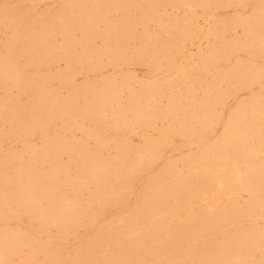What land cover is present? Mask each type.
<instances>
[{
  "label": "rangeland",
  "instance_id": "rangeland-1",
  "mask_svg": "<svg viewBox=\"0 0 264 264\" xmlns=\"http://www.w3.org/2000/svg\"><path fill=\"white\" fill-rule=\"evenodd\" d=\"M92 1H94V3L95 2L96 3L92 4ZM100 1H102V2H100ZM107 1L109 2V4H108ZM122 1L123 0H119V1L106 0V2L104 0H91V1L90 0L89 1L88 0H81V1L76 0V2L74 1L75 2L74 3L73 0L72 1L71 0H44V1L43 0H0V22H1L0 23V55H1V57H0V60H1V62H0L1 63L0 70L2 69V71H0V76L2 78V79L0 78V102H1L0 108L1 107H3V108H5V107L6 108H11L12 105H13V111L14 110L17 111V114H19L18 115L19 118L22 119L21 120L22 124L24 123V126L22 125L23 128L16 129L14 121L9 120L8 118H7V121H6V118L4 116H2L5 113V109H3L4 111L3 110L0 111V123H2V124L4 123L3 125L0 124V130L3 131V133H4L3 134L0 131V138H1L0 139V159H1V161H0V170H1V172L0 173L2 174V176L4 178V180L2 182L0 181V192H1L0 193V206H1L0 207V210H1L0 214L2 215V216L0 215L1 216L0 217V231L3 232V233L0 232V236H1V240H0V246H1L0 247V264H8V263L9 264H66V263L67 264H70V263L74 264L76 259L79 262L78 263L76 261V263H78V264H96V263L97 264H157L158 262H159L158 264H164V263L165 264H191V263L192 264H204V263L205 264H227V263L228 264H252V263L253 264H264V260H263L264 259V247H263L264 246L263 245L264 244V226H263L264 225V186L262 184V183H264V180H263L264 179V175H263L264 174V145H263L264 144V138H263V136H264V134H263L264 133V128L261 127L260 125H257V127L255 125H253L256 128L251 126L250 125V121H251L250 118L251 117L249 118L250 112H251L250 104H252L253 102L254 103L257 102L256 98H258V103H260L259 105L264 104L263 103L264 102V99H263L264 98V90H263L264 89V86H263L264 85V59H263L264 58L263 57V55H264V42H263L264 39H262V38H264V30L262 28V26H264V0H260L259 4H258L259 0H253V1L252 0H245V1L240 0L241 1L240 3L238 2L239 0H230V1L229 0H223V1L222 0H208L206 2H203V0H201V2L199 0H193V2H192V0H187L188 2H190L193 5L191 8H187V7L183 6L182 5V1L183 0H174L175 2L171 1L170 4H169L170 0H168V2H167V0H161L160 5L159 4H158L159 6L156 5L157 7L154 6V3H153L156 0H153V2H151L152 0H149L148 2L146 0H135V1L134 0H129V2L132 1V4L130 3L131 5H133L132 7H131V5H129L128 0H124V3ZM162 1H163L164 5H163ZM210 1H212V4H211ZM214 1H215L216 4L218 2H220L221 4L220 5L217 4V7H215L216 4L214 3V5H213ZM119 2L122 4V5L120 4L121 5L120 7H119ZM135 2H136V4H135ZM199 2L200 3L203 2V5L205 6L206 10L203 9V5L202 4L200 5ZM223 2H224V4H223ZM78 3H79V5L77 6ZM80 3H81V5H80ZM176 3H177V5H176ZM225 3H226V5H225ZM244 3H245V6H244ZM63 4H65L66 6L69 5L68 8H66V6L64 7ZM134 4H135V6H134ZM179 4H181V5H179ZM84 5H86V7ZM98 5H99V7H98ZM206 5H207L208 8L206 7ZM208 5H210V6H208ZM82 6L85 7V8L83 9ZM170 6H172V7H170ZM235 6H237V7L235 8ZM251 6H252V8H251ZM112 7H114V8H112ZM145 7L146 8L150 7V8L146 9ZM155 7L158 10H156ZM244 7H246V8L244 9ZM61 8H63V9H61ZM78 8L79 9L82 8V10H78ZM93 8L95 10V13H97V11H100L101 15H100V12H99V14H93L94 13ZM142 8H143L144 12H142ZM153 8L155 9V11H154ZM253 8H254V11H253ZM65 9H67V10L70 9V10H72V12H70V10L67 11ZM105 9H106V11H105L106 13L104 11L102 13V10H105ZM137 9H138V11H137ZM145 9L148 12L145 11ZM188 9H189V11L190 10H192V11L188 13ZM207 9H209L210 11L209 10L207 11ZM242 9H244V10H242ZM74 10H77V12L74 11ZM111 10H112V12H111ZM149 10H150V12H149ZM171 10H172V15H170L171 14ZM193 10H194L195 14L192 13ZM260 10L262 11V13H261ZM59 11H60V13H59ZM78 11H80V12H78ZM82 11H84L85 13L83 14ZM119 11H121V12H119ZM125 11L128 14H126V13L124 15L121 14L122 12H125ZM90 12H91V14H90ZM133 12H134V14H133ZM145 12H147V13L145 14ZM253 12H254V17H253ZM69 13L70 14L72 13V20L74 19V22L71 21V15H69ZM191 13L194 14L193 17L191 16ZM62 14H64V15H62ZM65 14H68L69 18ZM92 14H93V17H92ZM102 14L104 16L105 15L107 16L108 14L109 15L107 17H104ZM201 14H202V16H201ZM76 15H77V17H76ZM87 15H88V17H87ZM98 15H100V16H98ZM119 15H121V16H119ZM127 15L130 16V18L127 19V17H126ZM183 15H185V16H183ZM96 16H97V18H96ZM164 16L167 17V21H166V17H164ZM207 16H208V19H207ZM255 16L257 17L256 21H255V18H256ZM258 16L261 18V20H260V18ZM40 17H41V19H40ZM74 17L79 19L78 23H76L77 21H76V18H74ZM141 17H143V18H141ZM181 17L183 19H181ZM184 17L187 19V21L184 20ZM215 17H217V19ZM238 17H240V18H238ZM244 17H246V18H244ZM55 18H56V20H55ZM81 18H84V20L81 19ZM114 18H117V20L114 19ZM133 18L136 19L135 23L133 22V20H134ZM12 19H13L14 22L16 20V22L14 23L12 21ZM44 19L47 21V23H46V21ZM59 19H61L62 22H67L68 23V22L71 21V23L76 24V26L74 27L76 29H74V31H73V27L71 29L72 30L71 31L72 35L70 33V36L66 37L65 35H61L60 33H58L59 30H63L64 29V27L59 26L60 25V20ZM63 19H64V21H63ZM98 19H100V21H102V22L100 23V21ZM106 19H109V20H106ZM164 19H165L166 22L163 21ZM212 19H214L213 20L214 22L212 21ZM218 19H219V21H218ZM242 19H244L245 21L243 20V22H242ZM91 20H92V22H91ZM249 20H251V21H249ZM257 20H260V22H258ZM262 20H263V25H262ZM18 21H20V23ZM80 21H83V25L86 24V25H84V26H86V28L89 25L88 29H90V31H91L90 35L87 34V33H89V30L86 29L82 25V22L80 23ZM107 21H109L108 26L114 25V28H115V25H116L118 27L117 31H116V28H115V31H116L115 34H117V35L120 34V32H118V31L122 30V33L124 31V32H127L131 36V37L129 36V39L126 40L127 42L126 41L125 42H121V40H119L118 43H116L117 46H119V45L121 46L122 45L121 46V48H122V52L121 53L122 54L120 53V55H121V57H123V59L121 57L118 58V59L116 58L115 64H114V62L106 61L107 57L105 55H104V57L101 56V62H96L95 60H93L91 64L89 62H82V63L80 62V64H79V62L77 63V62H73V61H71L72 63L71 62H63V60H61L60 62H59V60L58 61H56V60L54 61L53 60L54 62H52V61L50 62L48 60H44V62H35V63L34 62H28V60L30 58V54H31L30 45H32V40H31V37H29V36L36 35L35 31H37V37L35 39V41H36L35 47L38 44V46L39 45H42L43 47L45 46V49H46V47H47V49H50L51 45L55 46L54 48L61 47V45H62V48H66L67 49V50L61 49L62 53H63L62 57H64V51H67L69 53L71 52L70 54H73V55L76 53V56H80V55L83 54V51L85 53L87 51L88 52L89 51L92 52V50H93V52H95L96 50L98 51L100 46H101V48L99 50H102L106 45L109 46L108 45L109 44V40L111 41V40H113L115 38L114 34H112L113 32L109 36L110 39H108V40H104L100 36V33L102 35L104 25L106 26L107 23H108ZM110 21H111V23H110ZM112 21H113V23H112ZM127 21L130 22V23H127ZM191 21H193V23ZM228 21H230V23ZM232 21H233V23H232ZM94 22L95 23H99V25H98L99 30L96 27L97 25H94L97 29H95L94 26L93 27L91 26V23H94ZM118 22L121 23V24L119 25ZM155 22H157V24ZM159 22L161 23L160 25H159ZM172 22L174 24H172ZM212 22H213V24H212ZM215 22L216 23L220 22V24H216ZM222 22H227V24L224 25V23H222ZM238 22L239 23L242 22V24L239 25ZM245 22H246V24L248 23L249 26H248V24L243 26L245 24ZM49 23L50 24L53 23V24L50 25ZM54 23L57 24V25L55 24L57 26V28L54 25ZM136 23H138V25ZM234 23H235V26H234ZM14 24H15V26H14ZM42 24L44 26H49L50 30H52L53 32L54 31L57 32V33L55 32L56 34H55V36H53L55 39L54 38L51 39V41L54 42V43H52L51 41L45 43L44 42V38H42L44 35H41L39 37L38 34H39V31L43 27ZM145 24H146V26H145ZM167 24H169V26ZM176 24H177V26H176ZM192 24H194V25H192ZM10 25H11V27H10ZM122 25H123V27H122ZM184 25H186L185 26L186 28L184 27ZM188 25H189V27L187 28ZM223 25H224V27H223ZM255 25H257V26H255ZM12 26H13V28H12ZM39 26H40L41 29H39ZM172 26H174V27H172ZM211 26H213L214 30H211V29H213ZM230 26H231V29H232V33H230L231 32V29H229ZM236 26H237V29H236ZM18 27H19V29H18ZM222 27H223L224 31H222L223 30ZM77 28H78V30L79 29L80 30L78 31ZM120 28H121V30H120ZM190 28L192 30V34L189 33L190 31L188 32V30H190ZM206 28H208V29L206 30ZM238 28H240V29H238ZM31 29H32V32H31ZM33 29H35V30H33ZM93 29H95V30H93ZM101 29H102V31H100ZM158 29H159V31H158ZM167 29H168V31H167ZM172 29L173 30L175 29L174 30L175 32L173 31V33L176 34V35L175 36L172 35V38H171V34H173V33H171ZM185 29H187V31ZM243 29L245 31L244 34H243ZM15 30H17V31H15ZM97 30H98V32L94 33V31H97ZM216 30L217 31L219 30L217 35H216V32H217ZM143 31L145 32V34H144ZM148 31H149V35L151 34L150 36L148 35ZM163 31H164V33H163ZM80 32H81V34H80ZM169 32H170V34H169ZM187 32L189 33V35H188ZM222 32H224V33L221 34ZM226 32H227V34H226ZM259 32L261 33L262 36H260ZM10 33H12V34H10ZM85 33L88 36L86 35V37H85ZM135 33H136V35H135ZM209 33H210V35H209ZM246 33L247 34L249 33L248 36H247ZM212 34H214V36ZM233 34H235V36ZM58 35L61 36V37H58ZM97 35L100 36L101 38L100 37L98 38ZM138 35H142L143 38L140 37V36L138 37ZM152 35H154V36H152ZM182 35H184L185 37L184 36L182 37ZM222 35H223V38L221 37ZM244 35L247 36V37L244 38ZM189 36H191V38ZM202 36H203V38H202ZM207 36H209V38ZM249 36H251V37H249ZM44 37H46V36H44ZM156 37L158 39H156ZM178 37H179V39H178ZM181 37L183 39L186 38L188 40L186 41V39H185L186 42L184 40L181 41ZM219 37H221V38H219ZM238 37L240 39H238ZM23 38H24V40H22ZM26 38H27V40H26ZM161 38L164 40V43H163V40H161ZM233 38H237L236 39L237 40V44H236V40L233 39ZM253 38H254V40H253ZM66 39H68V41H66ZM100 39H102V40H100ZM170 39H171V41H170ZM172 39H173V41H172ZM191 39L192 40L194 39V40L192 41ZM219 39H220V41H219ZM224 39H226V40L228 39V40L226 41ZM249 39H251V41ZM71 40H72V42H71ZM132 40H134V41H132ZM160 40H161V43H162V47H161V44H160ZM211 40H212V45H211ZM242 40H244L243 43H242ZM258 40H260L261 42L260 41L258 42ZM14 41H15V43H14ZM29 41H31V44L28 43ZM39 41H41L42 43L39 42ZM77 41L80 42V43H78ZM128 41L129 42L132 41V42H130V44H129ZM142 41H143V43H142ZM218 41H219V43H218ZM224 41H226V42H224ZM233 41H235V42H233ZM145 42H146L147 46H146ZM175 42L177 43V45H176ZM20 43H22V44H20ZM49 43H50V45H49ZM55 43H57V45ZM58 43H59L60 46H58ZM112 43L113 42L111 41L110 49L113 52V49L115 48L116 45H115V43H113V45H112ZM171 43H172V45H171ZM238 43H239V45H238ZM259 43L260 44L262 43V45L260 46ZM11 44L14 47H12ZM19 44H20L21 48H20ZM75 44L77 46L76 48L74 47ZM155 44H157V45H155ZM213 44H214L215 47L213 46ZM221 44H223L224 46L220 47ZM225 44H227V45H225ZM231 44H232V46H231ZM235 44L237 45L238 48L236 47ZM128 45H129V47H127ZM138 45H139L140 49H139ZM168 45H169V47H168ZM180 45L182 46L181 48H184L183 50H184V54L186 55V57L181 56V54L179 52V49H178V48H180ZM218 45H219V47H218ZM25 46H27V47L25 48ZM48 46H49V48H48ZM66 46H69V48L66 47ZM71 46H73V48L75 50L73 48L71 49ZM83 46H84V48H83ZM141 46L143 47L142 50H141V48H142ZM164 46H165V48H164ZM172 46L174 47V51H173V47ZM256 46H257V48H256ZM23 47L26 50H24ZM85 47H86V49H85ZM239 47H240V49H239ZM11 48L13 50H15V51H12ZM123 48L127 52H125ZM181 48H180V50H181ZM213 48H215V50H214L215 52L214 53L221 52L222 55H221V59L216 58L217 62H215L216 60L214 62L212 61V64L214 63L215 65L214 64L210 65L211 58L208 59V56H209V52H212ZM68 49H70V50H68ZM133 49H135V51ZM216 49H218V50H216ZM224 49H225V52L223 53ZM18 50H20L19 53H18ZM22 50L24 52H22ZM79 50H81V51L79 52ZM139 50H141V52ZM156 50H157V52H155ZM175 50H177V51H175ZM227 50H229V52H226ZM230 50H231V54H230ZM55 51H56L55 49H50L51 55ZM130 51H132V52H130ZM142 51L143 52L145 51L144 52L145 55H143L144 53ZM164 51H166V52H164ZM8 52H9V54H8ZM25 52H26V54H25ZM202 52H203V54H202ZM56 53H61V51L59 50ZM137 53H141V55L137 54ZM177 53H179L180 55L177 54ZM251 53H252V55H251ZM7 54L12 59H9L7 57ZM173 54H175V55H173ZM176 54H177V56H176ZM189 54H190V56L193 59L192 61H188L187 57L189 56ZM195 54H196L197 58H196ZM11 55H13V56H11ZM54 55H55V53H54ZM130 55H131V58H129ZM247 55L249 57H247ZM16 56L18 57V59H17ZM136 56H137V58H136ZM138 56H140V57H138ZM144 56H145V58H144ZM171 56L175 60L174 62H173V59L171 58ZM199 56H201L203 58H207V62L206 63L203 62L204 67L206 66L204 68V70H202L203 69V65L200 64L201 62L196 61V60H198ZM228 56H229V58H231L230 61L228 60ZM26 57H28V59L24 60ZM147 57H149V58H147ZM154 57H155V59L157 57V59L156 60L153 59ZM158 57H159V60H158ZM167 57H168V59H167ZM217 57H219V55ZM135 58H136L137 61L135 60ZM140 58H141V60H140ZM15 59L17 60L16 62H15ZM124 59H126V62H124V64L125 63L126 64L122 65V61H125ZM10 60L12 62H10V63L7 62V61H10ZM117 60L119 62H121V63L117 62ZM146 60L148 61V63L151 64L150 66L147 65V61ZM170 60H171V62H169ZM2 61H4V63L6 62L8 64H6V63L4 64ZM104 61H105V64L103 63ZM165 61H167L169 64L166 63ZM185 61L188 62V63L186 64ZM26 62L28 64H25V66L23 67L24 63H26ZM46 62H47V64H46ZM109 62H110V64H109ZM233 62H235V63H233ZM33 63H34V65H32ZM66 63H68V64H66ZM69 63H71V64H69ZM87 63H89V64H87ZM128 63H130V65H128ZM153 63H155L157 65V67H159L161 65V68H159V70H158L156 65L154 64L155 65L154 66ZM100 64H102V65H100ZM173 64H174V67H173ZM207 64H209L208 65L209 67H207ZM233 64H234V67H233ZM41 65H42V67L39 68V66H41ZM81 65H83V66H81ZM90 65H92V66H90ZM118 65H119V68H118ZM223 65H225V66H223ZM258 65H259V67H258ZM21 66H22V69L20 68ZM147 66H149L150 68L147 67ZM151 66L156 67L155 70ZM171 66L173 68H171ZM184 66H185V68H184ZM262 66H263V68H262ZM70 67H71V69H70ZM77 67H78L79 71L75 70V69H77ZM188 67H190V68H188ZM191 67H193L194 70H192L193 68L191 69ZM196 67L197 68L200 67V70L197 69ZM210 67L213 68V69H211ZM219 67L220 68L222 67V69L224 71H221L222 69H220ZM67 68L69 69L68 70L69 72L67 71ZM168 68H171V70L168 69ZM227 68H229V69H227ZM238 68L243 73V74L241 73L242 75H240V71H239ZM256 68H258V69H256ZM120 69L122 70V74L126 73L124 75V78H123V75L121 73H119V72H121ZM156 69L158 71H156ZM173 69L175 71H173ZM186 69H188V70H186ZM7 70H8V72H7ZM21 70H23V71L21 72ZM24 70H25V72H24ZM91 70H93V71H91ZM168 70H170V71H168ZM197 70H198V73H197ZM248 70H249V73H248ZM12 71L15 72L16 74L14 73L15 74L14 75ZM73 71H74V74H73ZM259 71H261V75H260ZM27 72L29 74H31V75L28 74L29 77H31V78H28V75L26 74ZM57 72L59 74L61 72V74L57 75L58 74ZM75 72H76V74H75ZM166 72H167V74H166ZM216 72H217L218 76L215 77V75H217V74H215ZM224 72H225V75H224ZM250 72H251V74H250ZM9 73L11 74V76L9 75V78H8V74ZM37 73H38V76H37ZM51 73H52V76H51ZM114 73H115V75H114ZM256 73H259V74L257 75ZM25 74H26V76H25ZM44 74L47 77H45ZM63 74H65V75H63ZM66 74H68V75H66ZM118 74H119V76H118ZM207 74H208V76H207ZM245 74H247V77H245ZM2 75L6 76L5 80H4V77ZM130 75H131V77H130ZM181 75L184 76L183 78H184V81L186 82V84L180 82L181 80L178 79V77L181 76ZM186 75H187V77H186ZM188 75L189 76L191 75L192 77H189ZM220 75H221V77H220ZM12 76L15 77V78H13ZM63 76L66 78V80H65V78ZM100 76H102V77H100ZM248 76L251 77V78L249 79ZM256 76H260V77L257 78ZM22 77H24V79L25 78L26 79L23 80ZM54 77H55V80H54ZM60 77H61V79H60ZM62 77H63V80H62ZM98 77H100V78H98ZM132 77H133V80H132ZM174 77H175V80H174L175 82H173V78ZM196 77L198 78V80H197ZM244 77H245L246 80L244 79ZM32 78H34V79H32ZM126 78H129V81ZM187 78H188L189 81L187 80ZM213 78H214V81H213ZM223 78H224V80H223ZM233 78L235 80H233ZM254 78H255V81L253 82V84L252 83L250 84V80L252 81V79H254ZM51 79H53V80H51ZM101 79H102V81H101ZM112 79L114 80V82H111ZM121 79H122V81H120ZM171 79H172V81H171ZM202 79H203V81H202ZM259 79H261V80H259ZM105 80L107 81V83H106ZM13 81H15V82H13ZM53 81H57L58 83L57 82H53ZM71 81H73V82H71ZM195 81H196L197 84L195 83ZM212 81L214 82V85H213V83L211 84ZM220 81H221V84L219 83ZM238 81H239V83H238ZM246 81H247V83H246ZM4 82H7V83H4ZM23 82H24V86L22 87ZM48 82H50V83H48ZM165 82H167V83H165ZM203 82H205V84ZM206 82H207V84H206ZM232 82H234V83H232ZM36 83H37V85H36ZM39 83L41 85H39ZM101 83L105 87H103L102 85H98V84H101ZM123 83H124V85L126 83V87L122 85ZM140 83H141L142 86L140 85ZM142 83H144V85ZM177 83H179V84H177ZM69 84H71V85H69ZM138 84H139L140 87L138 86ZM169 84H172L173 86L174 85L175 86L173 88L169 89V87L167 86ZM187 84L191 85L194 88L193 89V94L195 93V91H197L195 93V95H193V102H192L193 107H190L191 105H189V103H187L185 100L182 99V100H180L178 102L182 106L184 105V107H181V105L178 102L177 103H178V107L180 109L185 108V109H183L184 111L176 110V111H178L177 113H179V114L176 113L177 116H175V117L173 116V114L175 115L176 111L174 113H172V115L166 113V110H167L168 106H170V102L172 103L171 99L172 100L174 99L173 97H174L175 94H177V96H183V95L185 96L187 94V86H186ZM193 84H194V86H193ZM208 84H211V85H208ZM232 84H234V85H232ZM238 84H240L241 87ZM4 85H5L6 88L3 87ZM43 85L44 86L47 85V86H45V88H46L45 90H44ZM95 85L97 86V89H96ZM110 85L111 86L114 85L115 88H119L120 91H121V92L119 91L120 94L118 93V99L119 100H118V103H116L117 105L115 103L111 102V99L109 97L108 90H109ZM127 85H129V86H127ZM199 85L202 88V92L204 91L203 92L204 94H205L206 91H208V92L210 91L209 95H210V97H212V99L215 96H217V95H215L216 92H217L218 95H219V93H221L220 95L225 96L224 101L225 100L226 101L225 102L221 101V103H220V104L224 105V108H221V105H217V107H215V105L213 103H211L210 105L209 104L206 105V107H205V105L203 106V104L201 105V103L203 101V98L201 99V97H202V95L204 97V94L200 91L201 88L199 87ZM205 85H206V87H205ZM212 85H213V88L215 90L212 89ZM244 85L247 88L246 90L244 89L245 88ZM54 86H57V87H54ZM82 86H83L84 91L82 89ZM85 86H86L87 89H85ZM178 86H179V88H178ZM208 86H209V88H208ZM28 87L30 89L33 87L32 91ZM40 87L43 88V89H41ZM77 87H79L78 91L76 90ZM101 87H102V92H101ZM149 87H152V88L154 87L157 90L160 88L161 96H158V95H154L153 97L148 96L149 92L147 93V88H149ZM234 87H235V89H234ZM4 88H5V90H3ZM22 88H25V89H22ZM50 88H52L55 92H57L56 94H58V96H56L55 92L52 91ZM56 88L59 91H56L57 90ZM62 88H64V89H62ZM93 88L95 89V92H94ZM123 88H124V90H123ZM198 88H200V89H198ZM220 88H221V90H220ZM227 88H228V90H226ZM1 89L3 90V92L1 91ZM79 89H82V91L79 90ZM165 89H169L171 94H170L169 91L166 92ZM204 89H206V90H204ZM229 89H231L230 91L232 93L231 92L229 93ZM236 89H237L238 92L236 91ZM67 90H68V93H66ZM88 90H89V93L91 94V96H90V94H88ZM103 90H105L107 92H105ZM137 90H138V92H141V94L143 93L142 94V98H141V94L138 93ZM185 90H186V92H185ZM5 91H6V93H5ZM80 91H81V93H80ZM71 92H73V93H71ZM100 92H101V94H100ZM129 92H131V93H129ZM168 92H169V95H168ZM253 92H254V94H253ZM14 93L16 95H18V94L19 95L15 97ZM28 93H29V95H28ZM77 93H80V95L81 94L82 95L79 96V94H78V96H77L76 95ZM92 93L94 95H92ZM132 93H133V95H131ZM210 93H212V94H210ZM222 93H224V94H222ZM145 94H146V96L144 97ZM250 94L252 95L251 97H253V99L255 101L254 100L252 101V98L250 99V96H249ZM46 95L47 96L51 95V96L47 97ZM60 95L62 96L61 97L63 99L62 101L65 103L66 109H67V110L65 109V112H63V113H61L62 110L60 111V110H58L56 108H53L52 104H50L51 100H49V98L50 99H54V96H55V100H57L59 102L61 100V99H59ZM65 95H67L68 98ZM98 95H99V97H98ZM107 95H108V98L105 99V97H107ZM4 96H5V99H6L5 102H4ZM43 96H46V97H43ZM102 96H103V98H102ZM231 96H233V97H231ZM260 96H263V97H261V99H260ZM13 97H15V98H13ZM24 97H26V98H24ZM158 97H159V99H158ZM46 98L49 101H47ZM148 98H149V102H148ZM153 98L155 100H153ZM166 98H168V100ZM40 99H42V100H40ZM70 99H71V101H70ZM82 99H83V101H82ZM90 99H91V101H90ZM130 99H132L133 102ZM146 99H147V101H146L147 107L145 106V102H143ZM222 99H223V97H222ZM262 99H263V101H262ZM1 100H3V101H1ZM86 100H87L88 104H87ZM108 100H109L110 103L108 102ZM152 100L156 104H154ZM156 100L158 101V104H157ZM17 101H19V102H17ZM89 101H90V103H89ZM104 101H106V102H104ZM197 101H199V102H197ZM20 102H22V103H20ZM100 102H102V103H100ZM129 102H131V103L129 104ZM196 102L198 104H200V105L197 106ZM84 103H86V104H84ZM99 103L101 104V106H100ZM122 103L124 105H122ZM151 103H153V104H151ZM247 103L249 104V107L246 106V105H248ZM9 104L11 105V107H10ZM14 104H15V108H14ZM20 104L22 106H20ZM25 104H26L27 108H25ZM74 104H75V106H74ZM132 104H134V105H132ZM243 104H244V106H241ZM49 105H50V107H49ZM86 105H87V108H85ZM121 105H122V108H121ZM139 105H141L140 107H142V105H144V108L145 109L147 108L146 111H143V109H142L143 107L139 108ZM165 105H167V106H165ZM211 105H213L216 110L215 109L213 110L214 107L213 106L211 107ZM237 105H239L238 109H237ZM17 106H19V107H17ZM23 106H24V108H22ZM38 106H39V108H38ZM45 106H47V107L45 108ZM93 106H95V108ZM97 106L99 107V110L97 109ZM106 106H108V107H106ZM128 106L133 108L132 112L134 114L131 112V108L128 107ZM187 106H189V107L186 108ZM194 106H195V108H194ZM82 107H83V109H82ZM100 107H101V109H100ZM118 107H120V109H118ZM126 107H127V109L124 110V108H126ZM151 107L153 109H150ZM218 107H219L220 110L218 109ZM35 108H36V112L34 111ZM75 108H76V110H75ZM84 108H85V110H84ZM107 108H109V109H107ZM111 108H112V114L110 113ZM135 108L137 110H134ZM159 108H160V110H159ZM234 108H236L235 109L236 111L234 110ZM21 109H22V111H21ZM51 109H52V111H51ZM68 109H69V111H68ZM77 109H78V111H77ZM86 109H87V111H86ZM162 109H164V110H162ZM56 110H57V112H56ZM82 110H84V111H82ZM88 110H90V111H88ZM92 110L94 112H92ZM121 110H123L124 113ZM127 110H129V112H127ZM138 110H140L141 112L143 111L142 112L143 116H141L139 118L133 117V116H136ZM188 110H189V113L191 115L186 116L183 119L181 117V115L183 114V112H185L186 114H189ZM209 110H213V111H209ZM241 110H243V111H241ZM32 111H33V113H32ZM70 111L72 112V114H71ZM114 111H115V113H114ZM148 111H151V112L149 113ZM153 111H154V113H153ZM233 111H235L234 112V116H233ZM246 111H247V113H243V112H246ZM52 112H53L54 115H51ZM58 112H60V113L58 114ZM102 112L105 115H103ZM119 112L122 113V115L119 114ZM158 112L160 114L161 113L162 114L160 115V114H158ZM220 112H221V114H220ZM248 112H249V114H248ZM98 113H100V115ZM125 113H126V115H125ZM195 113H196V115H197V117L199 119L200 118L203 119L202 122H201V120H198V122H197V119L195 120V118H197V117H195ZM218 113L220 114L219 118H218ZM55 114H58V115H56V117H55ZM148 114L153 115V119L154 120H150V122H149L150 124L145 125V123H147L149 121V119H150ZM166 114H167V117H166ZM236 114H237V116H236ZM23 115L24 116L26 115L25 116L26 118H24ZM36 115H37V117H36ZM86 115H88V116H86ZM113 115H114V117H112ZM159 115L162 116V117H160ZM216 115H217V118H216ZM227 115H229V117ZM52 116H54V117H52ZM68 116H70V117H68ZM71 116H72V120H71ZM105 116L107 117V119L105 118ZM154 116H156L157 119H159V120L154 118ZM179 116H180V118H179ZM241 116H243V117H241ZM1 117H3V118L1 119ZM27 117H29V120H27L28 119ZM99 117H100V120H99ZM117 117H119V118H117ZM190 117H191V119H190ZM45 118H49V121H51V120L52 121L49 122L48 119L45 120ZM67 118H68V120H67ZM80 118H82V119L80 120ZM112 118H113V120H112ZM121 118H123L122 121L120 120ZM231 118H232V121H233L231 123L232 124L235 123L236 125L235 124L234 125H232V124L231 125H227L230 122L229 120ZM242 118H243V123L241 122ZM35 119H37V120H35ZM57 119L59 120V122H58ZM62 119H64V120H62ZM84 119L86 121H84ZM115 119L116 120L118 119V124H117ZM129 119H130V121L128 122ZM143 119L145 121L146 120L147 121L144 122ZM169 119H171V120H169ZM216 119H217V122L215 121ZM226 119H227V121H226ZM79 120H80V122H79ZM103 120H104V122L106 124L102 123ZM139 120L140 121L143 120L141 122L142 124L139 123L140 122ZM160 120H161V123H160ZM236 120H238V121H236ZM10 121H11V123H10ZM31 121H32V123L33 122H35V123H33V124L31 123L30 124ZM62 121H63V123H62ZM100 121H102V122L100 123ZM123 121H125L127 123L125 124V122H123ZM154 121H156V123H154ZM27 122L29 123V125H28ZM43 122H44V125H43ZM65 122H66V124H65ZM137 122L139 123V126L137 125ZM143 122H144V124H143ZM173 122H174V124H173ZM188 122H190V123H188ZM196 122H197V126H196ZM212 122H213V125H212ZM239 122H240V124L242 123L243 126L239 125ZM6 123H8V124H6ZM45 123L46 124L49 123V124L46 126ZM52 123H53V125H52ZM72 123H75V124H73V128L71 126ZM79 123L81 124L80 126H79ZM152 123L155 124V125H152ZM200 123H203V124L201 125ZM39 124H40V128H38ZM102 124H104V125H102ZM109 124H110V126H112L111 129H109L110 128ZM180 124H182V125H180ZM54 125H55V127H54ZM68 125H69L70 130L68 128ZM93 125H94V127H93ZM120 125L122 127H120ZM126 125H127V127H126ZM133 125H135V126H133ZM209 125H210V128H209ZM29 126H31V129H29L30 128ZM43 126H44V129H43ZM75 126H77V130L75 129L76 128ZM101 126H104V127L106 126V127L104 129L102 127V129H103L102 130L101 128H99ZM158 126L160 128H158ZM166 126H167V128H166ZM183 126L185 127V129H184ZM237 126H238V128H241V129H238V131L236 129ZM247 126H248V129H247ZM249 126H250V128H249ZM32 127L33 128L35 127V128L33 129ZM41 127H42V130H41ZM117 127H118V129H117ZM137 127H138V129H137ZM172 127H174V128H172ZM227 127H229L230 129L233 127L231 129L232 133H230L229 128L226 129ZM259 127H260V129H259ZM190 128H191V130H190ZM52 129H54V130H52ZM90 129H91V131H90ZM93 129H96V130H93ZM168 129H170V130L168 131ZM195 129H197V130H195ZM205 129H207V130L205 131ZM255 129H256V131H255ZM5 130H7V131H5ZM18 130H20L21 132L19 133ZM39 130H41V131H39ZM122 130H124V131H122ZM173 130L175 132H177V133H174ZM30 131H32V132H30ZM64 131H65V134H64ZM75 131H77V132H75ZM85 131H86V134L88 133V136L91 135L93 137L92 138H90L91 136L87 137V135L85 134ZM162 131H163V133L165 132V134H164L165 136L169 135L168 139L164 135L161 136ZM241 131H244V133H243V135L245 136L244 139H246V140L248 139V142H246V140L243 139L242 133H239ZM9 132H11V134ZM124 132H125V136H124ZM250 132H251V135H250ZM16 133H17V135H16ZM26 133H28V134L26 135ZM103 133L105 134V136H104ZM178 133H179V135L181 134L180 135L181 137L178 136ZM187 133H189V134H187ZM109 134H111V135H109ZM130 134H132V135H130ZM156 134H158V135H156ZM182 134H183V137H182ZM193 134H194V137H193ZM227 134H230V137ZM28 135H30L31 137L28 136ZM95 135H96L97 138L95 137ZM98 135L101 136L99 138V140H98ZM141 135H142V137H141ZM170 135L171 136L173 135L172 138H171ZM200 135H203V137L200 136ZM40 136H41V139H40ZM46 136H47V138H46ZM255 136H257L259 138H262V140L260 139L261 141H259V138L255 137ZM43 137H45V138H43ZM53 137H55L56 140ZM130 137H132V138H130ZM196 137H198V138H196ZM27 138H30V140L29 139L27 140ZM78 138L80 140H78ZM159 138H160V140H159ZM215 138H217V139L215 140ZM67 139H68V142H67ZM156 139H157V141H156ZM181 139L182 140L184 139L183 142H182ZM231 139L233 140V142L236 141L235 142L236 145H233L235 143H231L232 142ZM69 140H70V142H69ZM154 140H155V142H154ZM165 140L167 142H165ZM171 140H173L172 143H171ZM1 141H2V145H1ZM80 141H81V143H80ZM95 141H96V143H95ZM129 141L131 143H129ZM146 141H147V143H146ZM163 141H164V143H163ZM189 141L192 143V145H191V143H189ZM226 141H227L228 145H227V143H225ZM64 142H65V144H64ZM141 142H142V144L145 142L144 145H142ZM169 142H170V144H169ZM186 142H188L189 144L186 143ZM208 142H214L215 144L214 143L213 144H214L215 147L212 145V143L208 144ZM221 142H222L223 146H222ZM257 142H258V144H257ZM27 143L30 144L29 146L33 145L35 147H33V146L32 147H28ZM117 143H119V144H117ZM249 143H250V147H249ZM52 144L54 145V148H53ZM76 144L78 145L79 149H78ZM129 144H130L131 147H128ZM184 144H187L188 146L184 145ZM231 144H232V149H230ZM20 145L22 146V148H21ZM82 145H86L87 148H86V146H82ZM100 145L101 146L103 145V147H101V149L99 148ZM118 145H120V146H118ZM136 145H138V146H136ZM157 145L158 146L160 145V148ZM190 145H191V147H190ZM243 145H244V148L242 147ZM106 146H107V148H106ZM117 146H118L117 150L120 147L119 152L116 150ZM139 146H140V149H139ZM151 146H153V147L150 148ZM178 146H179L180 150H178ZM258 146H259V148H258ZM261 146H262V150L260 149ZM73 147H74V149H73ZM104 147H105V149L103 150ZM126 147H128V149ZM173 147L176 150H178V151H174L175 149ZM181 147H183V148L181 149ZM225 147H226V149L229 147V149L227 151L228 153L226 152ZM23 148L25 149L24 151H23ZM81 148L84 150V152H83V150ZM97 148H98V150H97ZM148 148H150V149H148ZM156 148L159 149V150H157ZM207 148L209 149V152L207 151L208 150ZM240 148L243 149V150H248L247 148H251V149L253 148L254 152L249 154L248 156H244V157H242V155L241 156H237L238 155L237 152L240 151ZM32 149H33L34 153L32 152ZM75 149H76V151H74ZM85 149H86V151H85ZM124 149L127 150V151H125ZM143 149L146 151L145 153H144ZM210 149H211V151H210ZM214 149H215V152H214ZM224 149H225V151H224ZM257 149H258L259 152L257 151ZM21 150H22V153H21ZM26 150H27V152H26ZM40 150H41V152H40ZM63 150H65V152H64L65 155H63ZM72 150L74 152H72V154H71ZM137 150H139L138 153H137ZM203 150H205L204 153H203ZM253 150H251V151H253ZM189 151L191 153L195 152V154H191V153H189ZM197 151L199 153L201 151V155L204 156V158L202 160L200 159L201 156L199 157L200 154H198ZM76 152L78 154H75ZM85 152H86V154H85ZM139 152L141 153L140 156H139ZM152 152H153V156H152ZM210 152L213 153V156H211L212 154H210ZM60 153L62 154L61 155L62 157L60 156ZM87 153H88V155H87ZM109 153H110V158H109ZM120 153L122 154V156H121ZM162 153H163V157L161 156ZM223 153L224 154L226 153L225 159L221 158V160H220L219 158L223 155ZM233 153L236 154V155L234 156ZM84 154H85V156H84ZM89 154H92V155L89 156ZM107 154H108V156H107ZM114 154L117 155V157ZM123 154L124 155L127 154L126 155V162H125V156ZM186 154H188V155H186ZM16 155H18V156L16 157ZM29 155L31 156L30 158H29ZM137 155L139 156V158L141 160L138 158ZM185 155H186V157H185ZM205 155H206V158H205ZM214 155H215V157H214ZM217 155H218V157H217ZM255 155H256V157H255ZM34 156H35V159H34ZM37 156H38V159H37ZM58 156H60L61 158H59ZM78 156H79V158H78ZM149 156L150 157L152 156V157L149 159ZM154 156L157 157V158L155 157L156 161H155ZM26 157H28V162L26 161L27 160ZM107 157H108V160L110 162L109 161L107 162ZM118 157H120V158H118ZM196 157H198V158H196ZM211 157H212V159H211ZM223 157H224V155H223ZM228 157H230V159ZM45 158H46V160H45ZM115 158H116V161H115ZM131 158H133V162L131 161ZM216 158H217V160L219 159L220 161H223V164H221L222 162H220L219 160L217 161ZM231 158H232V160H234V159L235 160L231 161ZM39 159H40V161H39ZM143 159L145 160V162H148V163H144L143 164L142 163V162H144ZM148 159L150 160V162H149ZM188 159H189V161H188ZM196 159L197 160L200 159L199 160L200 162H197ZM247 159L248 160L250 159V160L248 161ZM117 160H119V161L117 162ZM181 160H182V162H181ZM203 160H204V162H203ZM210 160H212L211 161L212 163L210 162ZM228 160L230 162H228ZM46 161H48L49 163L46 162ZM90 161L92 162L91 164H90ZM120 161L121 162L123 161V163L120 164ZM207 161H208V163H207ZM67 162H68L69 166H66V165H68V164H66ZM80 162H81V164H80ZM165 162H166V164H165ZM167 162H168L169 165L167 164ZM226 162H228V163H227V166L224 168V166L226 165ZM28 163H30V164L28 165ZM47 163L49 164V166H48ZM74 163H76V164H74ZM136 163H137V165H136ZM140 163H142V164H140ZM31 164H33V165L31 166ZM94 164L96 165V167L94 166ZM105 164H106L107 167L105 166ZM16 165L17 166L22 165V166L17 167ZM27 165L29 167H27ZM173 165H174V167H173ZM185 165L188 166L187 173H186V166ZM211 165H212L213 168L211 167ZM229 165H230V167H229ZM38 166H39V168H38ZM52 166H53V168H52ZM56 166H57V168H56ZM167 166H168V169L166 170L167 171L166 172L165 169L167 168ZM180 166H181L182 169L180 168ZM203 166L205 168L208 167L209 173H208V169L207 170L204 169ZM248 166H250V167H248ZM256 166H258V167H256ZM112 167H114V168H112ZM141 167H144V168H141ZM159 167H160V169H159ZM170 167L172 169H170ZM54 168L56 170H59V171H56ZM119 168H121V171H119L120 170ZM174 168L177 169V170H175ZM232 168H234V169L232 170ZM249 168H250V170H249ZM47 169L48 170H52L54 172L53 173L52 171H50L52 177L50 176V172ZM73 169H75V170H73ZM87 169H88V171H87ZM94 169H97V170H94ZM109 169H110V171L112 169L111 175H110ZM145 169H147L148 171L144 172ZM190 169H191V171H190ZM196 169H197L198 172L195 171ZM245 169L247 170L246 172H245ZM10 170H11L12 174L10 173ZM41 170H43L45 173L43 171L41 172ZM132 170H133V172H132ZM135 170L139 171V172L134 173ZM160 170H162V172ZM170 170H171V172H170ZM222 170L223 171L225 170L226 173H227V170H228V173H229V174L227 173L228 176ZM28 171H29V173H28ZM34 171H35V173H34ZM174 171H176V174H175ZM194 171L197 173V175H196V173ZM216 171H217V173H216ZM232 171H234L233 174H232ZM125 172H127V176L125 175L126 174ZM129 172H130V174H129ZM242 172H243V176H244V174H245V176L248 175V183H249V186H250L248 189H244V190H243V188L240 190L241 187H237L236 186L235 179H234V175L236 173L242 175L241 174ZM32 173H34V174H32ZM48 173H49V175H48ZM61 173H62V175H61ZM97 173H98V175H97ZM101 173H102V176L100 178L99 174L101 175ZM105 173H106V175H105ZM157 173H158V175H157ZM165 173H167V176L165 175ZM207 173L209 174L208 176H207ZM212 173L214 174V177L211 179V176H213ZM218 173H219V176H217ZM220 173H222L224 175V177ZM18 174H19V176H18ZM44 174H46L47 176L44 175ZM108 174H109V176H108ZM168 174H169V176H168ZM198 174H199V176H198ZM176 175H178V179H177ZM195 175H196V178H195ZM200 175L201 176L203 175V176L201 177ZM229 175H231V176L229 177ZM10 176L12 177V180L13 179L15 180V182L14 181H8V180H11ZM33 176L37 177V179H35V178L33 179ZM48 176H50V178H48ZM58 176L60 177V179L57 181V178H59ZM63 176L66 177L67 181H65L66 179H63L64 178ZM133 176H134V179H133ZM156 176H157V178H156ZM173 176H174L175 180H174ZM215 176L217 178H215ZM15 177H17L19 180L17 178L15 179ZM45 177H46V179H45ZM77 177L80 178V180H78ZM90 177H92V178H90ZM98 177L100 178V180H98L99 179ZM104 177H106V178L108 177V178L106 179ZM120 177H121V179H120ZM153 177H154L155 180L153 179ZM232 177H233L234 180H232ZM250 177H251V180H250ZM259 177H260V179H259ZM25 178L29 181L30 186L28 184V181L25 180ZM52 178H54V179H52ZM72 178H73V180H72ZM85 178L87 180H84ZM129 178H130V180H129ZM228 178H230V179H228ZM223 179L226 180V181L227 180H230V181H228V183H227ZM255 179H256V181H255ZM51 180H52V182H51ZM158 180H159V182H158ZM162 180H163V182H162ZM168 180H169V182H168ZM171 180H174V182L171 181ZM179 180H180V182H179ZM214 180H215V182H214ZM122 181H123L124 186H123V184H121ZM33 182H34V184H33ZM69 182H71L72 185L73 184L74 185L72 186L71 183L69 185L68 184ZM73 182H75V183H73ZM79 182H81V183H79ZM87 182H89L90 184L87 183ZM154 182H156L157 184L154 183ZM171 182H173V183H171ZM213 182H214V184H213ZM230 182H231V185L229 184ZM77 183L80 186L77 185ZM177 183H178V185H177ZM195 183H197V184H195ZM255 183L257 184V187H259V189L256 188V185L253 186ZM5 184H7L6 187H5ZM15 184L16 185L23 184L25 186L27 185L26 186L27 187L26 191L29 194L33 195V196H35V195L39 196L40 187L42 185H44V186L49 185L50 188H51L50 192L52 194H48V195H49V199L50 198L51 199L54 198L53 201H55V203H56V205H55L56 206L55 207L56 208L55 216H56V220L57 221H55L54 219L51 220L50 218H49V221H48V218L47 219L43 218V220H44V222H43L42 218H32L33 214H30V213H28V214L24 213L23 214V210L24 211L28 210L29 209V207H28L29 205L27 204V206H25L26 204H24V202L22 201L23 199L22 200L20 199V202L13 200V199H15L14 198L15 191H14V187L12 185L15 186ZM54 184H56V185H54ZM59 184H60V186H59ZM62 184H63V186L65 184V188H62L63 187ZM85 184H87L86 185L87 187L85 186ZM97 184H100L102 186L103 192H102V189H100L101 188L100 185H97ZM151 184L152 185L155 184V185H153V187H152ZM159 184H161L162 187H160ZM227 184H228V186H227ZM233 184L236 187L232 186ZM32 185H33V187H32ZM34 185H35V188H34ZM81 185H82V188H81ZM129 185H131V186H129ZM176 185H177V187H176ZM195 185H196V187H195ZM198 185H199V187H198ZM229 185H230V189H229ZM224 186H226V187H224ZM77 187H78V189H77ZM150 187H152V188H150ZM232 187H233V189H232ZM262 187H263V189H262ZM36 188H38L39 191ZM83 188H84V190H83ZM85 188H87V190H89V191H86ZM149 188H150L151 191L149 190ZM213 188H214V191H213ZM225 188H226V191H225ZM227 188H228V190H227ZM145 189H147V190L145 191ZM167 189H168V192H166ZM197 189H198V191L200 193L197 191ZM207 189H209V190H207ZM234 189L238 190V191H235ZM93 190H94V192H93ZM148 190H149V194H148ZM153 190H155V191H153ZM177 190H178V193H177ZM187 190H188V193H187ZM26 191H25V193H27ZM77 191H78V193H77ZM97 191L100 192V194ZM156 191H157V193H156ZM158 191H159V193H158ZM181 191H182V194H181ZM185 191H186L187 194L185 193ZM211 191H212V193L215 192L216 195L218 194L217 198H216V195L214 193L213 194L211 193ZM228 191H229V194L227 193ZM249 191L252 192V194ZM34 192H35V194H34ZM125 192H126V194H124ZM189 192L190 193L192 192V194H190ZM195 192H196V194H194ZM209 192H210L211 197L209 196ZM6 193H7V195H5ZM256 193H258V194H256ZM233 194H234V197H233ZM58 195H62V197H60ZM80 195H82V196H80ZM120 195H121V197H119ZM222 195H223V197H222ZM11 196L13 197V199H12ZM52 196H54V197L52 198ZM166 196H167V198H166ZM179 196H180V198H179ZM191 196H192V198H191ZM199 196H200V198H199ZM208 196L210 197L211 200L209 199ZM56 197H57V199H56ZM68 197H70L69 200H68ZM194 197H195L196 200H194ZM218 197H219V200H218ZM232 197H233V199H232ZM62 198H63V202H62ZM87 198H88V200L90 199L89 202H86V201H88ZM208 199L210 200V202L212 204L209 203ZM215 199L218 200V203H217V200H215ZM220 199H221V201H220ZM228 199H230V200H228ZM2 200L4 201V204L1 203V202H3ZM10 200H11V202H9ZM12 200H13V203H12ZM92 200L94 201V205H93V201ZM199 200L203 204L199 203L200 202ZM213 200L216 201V202H213ZM91 201H92V203H91ZM118 201H119V203L116 204ZM139 201H141V202H139ZM255 201H256V203H255ZM7 202H9V204ZM192 202H194V203L192 204ZM253 202H254V204H253ZM65 203L67 205V208H66ZM177 203H179L178 206H177ZM7 204H8V207H6ZM58 204H59V206H57ZM98 204H99V206H98ZM143 204H144V206H143ZM189 204L190 205L192 204L194 206L192 207V205L190 206ZM195 204H196V206H195ZM213 204L214 205L216 204V206H214ZM9 205H11V206H9ZM23 205L25 207H27V208H25ZM31 205H30V209L33 208V207L35 208V207L38 206V208L36 209L37 211L44 210V209L48 208L47 207L48 200L42 198V199H40V202L37 201L34 204L35 206L31 207ZM116 205H117V207H116ZM167 205H168V207H167ZM14 206H15V208H14ZM17 206H19V207L17 208ZM64 206H65V208H64ZM83 206H84V208H83ZM175 206H176V209H174ZM183 206H185V207H183ZM74 207H76V208H74ZM114 207H116V208H114ZM161 207H162V209H161ZM187 207H189V208L192 207V208H190V210H188L189 208L187 209ZM212 207H214V208L216 207L215 210H214V208L212 209ZM220 207H221V209H220ZM8 208H9V211H8ZM57 208H59V209H57ZM112 208H114V209H112ZM182 208H184V209H182ZM255 208H256V210H255ZM258 208H260V209H258ZM131 209H133V211ZM180 209H181V211H180ZM216 209H217V211H216ZM218 209H219V211H218ZM67 210H69V211L66 212ZM212 210L214 211V213H213ZM221 210H224L223 213H222ZM235 210H237V211L235 212ZM238 210L241 211V212H239ZM58 211H62L63 214L59 213ZM64 211L66 212L65 214H64ZM174 211H176V213H179V214L175 216ZM208 211H210V212L208 213ZM245 211H246V213H245ZM249 211H250V213H249ZM2 212H4V213H2ZM182 212H184V214ZM243 212H244V214H243ZM19 213L21 214L22 218H20V216H19L20 214ZM32 213H34V211H32ZM73 213H74V216H73ZM75 213H76V215H75ZM101 213H102V215H101ZM122 213H125V214L121 215L122 217L125 215L123 217V219L120 217V214H122ZM190 213H193V214H190ZM240 213L242 215H240ZM253 213H255L254 214L255 216L253 215ZM14 214H16L15 216H17L18 218L13 217ZM56 214L59 215L58 219H57V215ZM68 214H69V217H68ZM148 214H149L150 217L148 216ZM161 214H162V216H161ZM202 214H203V216H202ZM215 214H216V217H215ZM11 215H12L13 218L11 217ZM211 215H212V217H211ZM226 215H227V217H226ZM28 216H30V217H28ZM115 216L116 217L118 216V219ZM169 216L171 218H173V219H171ZM213 216H214V218H213ZM247 216L249 217L248 218L249 221L247 219ZM131 217H132V220H130ZM222 217L226 218V220H222L223 219ZM253 217H255V218L252 219ZM26 218H27V220L29 222L26 221ZM70 218H71V220H70ZM112 218H114V219L116 218V220H118V221H116V220L114 221V220H112ZM9 219L12 220V221H8ZM35 219L38 220V222ZM75 219H76V221H75ZM1 220H2V222H1ZM3 220H4V222H3ZM6 220H7V223H6ZM86 220H87V222H86ZM119 220H121L122 223ZM171 220H172V222H171ZM239 220H241V222ZM244 220H246V222H244ZM262 221H263V223H260ZM31 222H34V223H31ZM102 222H103V224H102ZM129 222H130V224H129ZM44 223L45 224L47 223L48 226H46V225L43 226ZM171 223H172V225H171ZM24 224L25 225L28 224V225H26V227L27 226L28 227L26 228ZM109 224H110V226H109ZM90 225H92V226H90ZM256 225L257 226L259 225V227H257ZM3 226H4V228H3ZM7 226H8V231L6 230ZM106 226H107V228L109 226V228L108 229L104 228ZM202 226H203V228H202ZM221 226H222V228H221ZM10 227H12L11 230L9 229ZM123 227H125V228H123ZM174 227H175V229H174ZM219 227H220V229H219ZM13 228H16V229H13ZM34 228L36 230H34ZM37 228H39V229H37ZM48 228H49V230H48ZM112 228H113V230H112ZM138 229H141V230H138ZM257 229L259 231H257ZM31 230H32V232H31ZM261 230H263V231H261ZM13 232L14 233L16 232V233L14 234ZM47 232H49V234ZM231 232H232V234H231ZM244 232H245V234H244ZM250 232H251V235H250ZM149 233H150V235H149ZM159 233H161V234H159ZM187 233H188V235H187ZM22 234L23 235L25 234L26 236L25 235L24 236L26 238L24 236H22ZM59 234H61V235H59ZM92 234H93V236H92ZM110 235H111V237H110ZM114 235H115V237H114ZM173 235H174V237H173ZM91 236H92V238H91ZM107 236H108V238H107ZM131 236H132V238H131ZM2 237H3V240H2ZM28 237H30L29 238V241H30L29 243H28ZM142 237H144V238H142ZM22 238H23V242H22ZM7 239L11 240L12 242L10 241V244H9V241ZM138 240H139V242H138ZM32 241H33V243H32ZM113 241H114V243H113ZM2 242H5V244L1 245ZM15 242H16V244H15ZM6 243L9 246L6 247ZM206 243H207V246H205ZM128 244H131V246L128 245ZM17 245H19V246L17 247ZM101 245H102V247H101ZM255 245H256V247H255ZM103 246H105V247H103ZM124 246H126V248L128 250H126V248ZM8 247L10 249H7ZM39 247H40V249H39ZM119 247H122V248H119ZM12 248H14L15 250L12 249ZM17 248H18V250L16 251ZM136 248H137V250H136ZM1 249H2V252H1ZM244 249L246 250V252H245ZM250 249L252 250V253H251ZM131 250H133V252H131ZM163 250H164V252H162ZM185 250H186L187 253H189V252L190 253L187 254L185 252ZM220 250H223V255L222 256H220L218 254V252ZM256 250H258V251H256ZM3 251L4 252L6 251L5 252L6 254L3 253ZM119 251H121V252H119ZM127 251H130L131 254L127 253ZM253 251L256 252V253L254 254ZM15 252L18 253V254H16ZM10 253H12V254H10ZM32 253H33V256H32ZM110 253H111V255H110ZM181 253H183V254H181ZM192 253H193V255L191 256L190 254H192ZM194 253H195V255H194ZM243 253H244V255H243ZM258 253H259V255H258ZM83 254L84 255L87 254V255L84 256ZM179 254H181V255H179ZM118 255L120 256V258L118 257ZM245 255H247V257ZM79 256H82V257H79ZM188 256H190V257H188ZM244 256H245V258H244ZM75 257H76V259H75ZM95 257H97L96 260H94ZM174 258H175V260H174ZM112 259H114V260H112ZM258 259H259V261H258ZM241 260L243 262H241ZM253 261H255V262H253Z\"/></svg>",
  "mask_w": 264,
  "mask_h": 264
},
{
  "label": "bare ground",
  "instance_id": "bare-ground-1",
  "mask_svg": "<svg viewBox=\"0 0 264 264\" xmlns=\"http://www.w3.org/2000/svg\"><path fill=\"white\" fill-rule=\"evenodd\" d=\"M43 1H44V0H43ZM71 1H72V0H71ZM74 1L76 2V0H73V2H74ZM78 1H81V0H78ZM88 1H89V0H88ZM90 1H91V0H90ZM104 1L106 2V0H104ZM113 1H119V0H113ZM134 1H135V0H134ZM146 1L148 2L149 0H146ZM171 1H174V0H170L169 4L171 3ZM199 1L201 2V0H199ZM206 1H208V0H203V2H206ZM222 1H223V0H222ZM229 1H230V0H229ZM243 1H245V0H243ZM252 1H253V0H252ZM75 2H74V3H75ZM100 2H102V1H100ZM107 2H108V1H107ZM122 2L124 3V0H123ZM128 2H129V0H128ZM151 2H153V0H152ZM160 2H161V0H156L155 2H153V3H154V6H156V5L159 6V5H160ZM167 2H168V0H167ZM174 2H175V1H174ZM192 2H193V0H192ZM200 2H199V3H200ZM203 2L200 3V5H201V4L203 5ZM210 2H211V4H212V1H210ZM217 2H218V1H217ZM226 2H227V1H226ZM231 2H232V1H231ZM238 2L240 3L241 1L239 0ZM259 2H260V0L258 1V4H259ZM86 3H87V2H86ZM93 3H94V1H92V4H93ZM95 3H96V2H95ZM95 3H94V4H95ZM116 3H117V2H116ZM130 3L132 4V1L129 2V5H131ZM162 3H163V1H162ZM177 3H178V2H177ZM177 3H176V5H177ZM179 3H180V2H179ZM195 3H196V2H195ZM199 3H198V4H199ZM214 3H215V1L213 2V5H214ZM82 4H83V3H82ZM104 4H105V3H104ZM106 4H107V3H106ZM108 4H109V2H108ZM112 4H113V3H112ZM120 4H121V3L119 2V7L122 5V4H121V5H120ZM135 4H136V2H135ZM135 4H134V6H135ZM146 4H147V3H146ZM158 4H159V5H158ZM174 4H175V3H174ZM204 4H205V3H204ZM207 4H208V3H207ZM215 4H216V3H215ZM217 4L220 5L221 3L218 2ZM217 4H216L215 7H217ZM223 4H224V2H223ZM228 4H229V3H228ZM235 4H236V3H235ZM52 5H53V4H52ZM63 5H64V7L66 6L65 4H63ZM72 5H73V4H72ZM78 5H79V3L77 4V6H78ZM80 5H81V3H80ZM90 5H91V4H90ZM101 5H102V4H101ZM116 5H117V4H116ZM151 5H152V4H151ZM163 5H164V3H163ZM179 5H181V4H179ZM182 5L185 6V7H187V8H191V7L193 6V5H192L190 2H188L187 0H183V1H182ZM196 5H197V4H196ZM200 5H199V6H200ZM213 5H212V6H213ZM225 5H226V3H225ZM236 5H237V4H236ZM50 6H51V5H50ZM68 6H69V5H68ZM68 6H66V8H68ZM75 6H76V5H75ZM84 6L86 7V5H84ZM94 6H95V5H94ZM110 6H111V5H110ZM123 6H124V5H123ZM132 6H133V5H131V7H132ZM147 6H148V5H147ZM157 6H156V7H157ZM208 6H210V5H208ZM212 6H211V7H212ZM221 6H222V5H221ZM237 6H238V5H237ZM237 6H235V8H236ZM244 6H245V3H244ZM82 7H83V6H82ZM85 7H83V9H84ZM98 7H99V5H98ZM114 7H115V6H114ZM114 7H112V8H114ZM124 7H125V6H124ZM124 7H123V8H124ZM129 7H130V6H129ZM129 7H128V8H129ZM131 7H130V8H131ZM140 7H141V6H140ZM156 7H155V8H156ZM167 7H168V6H167ZM170 7H172V6H170ZM196 7H197V6H196ZM201 7H202V6H201ZM206 7H207V5H206ZM213 7H214V6H213ZM215 7H214V8H215ZM256 7H257V6H256ZM76 8H77V7H76ZM76 8H75V9H76ZM133 8H134V7H133ZM143 8H144V7H143ZM143 8H142V12H144V11H143ZM145 8H146V7H145ZM148 8H150V7H147L146 9H148ZM197 8H198V7H197ZM207 8H208V7H207ZM209 8H210V7H209ZM214 8H213V9H214ZM238 8H239V7H238ZM245 8H246V7H244V9H245ZM251 8H252V6H251ZM61 9H63V8H61ZM72 9H73V8H72ZM98 9H99V8H98ZM146 9H145V11H147ZM153 9H154V8H153ZM160 9H161V8H160ZM182 9H183V8H182ZM203 9L206 10L204 5H203ZM215 9H216V8H215ZM233 9H234V8H233ZM244 9H242V10H244ZM59 10H60V9H59ZM65 10H67V9H65ZM69 10H70V9H68L67 11H69ZM78 10H82V8H81V9L78 8ZM85 10H86V9H85ZM93 10H94V8H93ZM99 10H100V9H99ZM113 10H114V9H113ZM124 10H125V9H124ZM156 10H158V9L156 8ZM169 10H170V9H169ZM174 10H175V9H174ZM201 10H202V9H201ZM204 10H203V11H204ZM208 10H209V9H207V11H208ZM211 10H212V9H211ZM220 10H221V9H220ZM74 11L77 12V10H74ZM103 11L105 12L106 9H105V10H102V13H103ZM128 11H129V10H128ZM137 11H138V9H137ZM154 11H155V9H154ZM181 11H182V10H181ZM185 11H186V10H185ZM191 11H192V10L189 11V9H188V13L191 12ZM209 11H210V10H209ZM215 11H216V10H215ZM253 11H254V8H253ZM260 11H261V10H260ZM70 12H72V10H70ZM78 12H80V11H78ZM82 12H83V14L85 13L84 11H82ZM99 12H100V11H97V13H95V10H94V13H93V14H99ZM111 12H112V10H111ZM111 12H110V13H111ZM119 12H121V11H119ZM129 12H130V11H129ZM139 12H140V11H139ZM147 12H148V11H147ZM147 12H145V14H146ZM149 12H150V10H149ZM156 12H157V11H156ZM175 12H176V11H175ZM186 12H187V11H186ZM186 12H185V13H186ZM199 12H200V11H199ZM258 12H259V11H258ZM258 12H257V13H258ZM57 13H58V12H57ZM59 13H60V11H59ZM87 13H88V12H87ZM105 13H106V12H105ZM105 13H104V14H105ZM125 13L128 14L126 11H125V12H122L121 14L124 15ZM157 13H158V12H157ZM173 13H174V12H173ZM192 13H194V10H193ZM192 13H191V16L193 17L195 13H194V14H192ZM261 13H262V11H261ZM73 14H74V13H73ZM90 14H91V12H90ZM93 14H92V17H93ZM133 14H134V12H133ZM150 14H151V13H150ZM159 14H160V13H159ZM196 14H197V13H196ZM204 14H205V13H204ZM251 14H252V13H251ZM255 14H256V13H255ZM62 15H64V14H62ZM65 15H66L67 17H68L69 15H71V21L74 22V19L72 20V13H71V14L69 13V15H68V14H65ZM100 15H101V12H100ZM100 15H98V16H100ZM102 15H103V14H102ZM108 15H109V14H108ZM108 15H107V16H108ZM164 15H165V14H164ZM170 15H172V10H171V14H170ZM189 15H190V14H189ZM260 15H261V14H260ZM53 16H54V15H53ZM53 16H52V17H53ZM78 16H79V15H78ZM90 16H91V15H90ZM90 16H89V17H90ZM103 16H104V15H103ZM107 16L105 15L104 17H107ZM119 16H121V15H119ZM133 16H134V15H133ZM158 16H159V15H158ZM183 16H185V15H183ZM186 16H187V15H186ZM191 16H190V17H191ZM201 16H202V14H201ZM208 16H209V15H208ZM208 16H207V19H208ZM214 16H215V15H214ZM76 17H77V15H76ZM76 17H74V18H76ZM87 17H88V15H87ZM126 17H127V19L130 18V16H128V15H127ZM136 17H137V16H136ZM136 17H135V18H136ZM156 17H157V16H156ZM164 17H166V16H164ZM196 17H197V16H196ZM247 17H248V16H247ZM253 17H254V12H253ZM255 17H256V16H255ZM258 17H259V16H258ZM57 18H58V17H57ZM60 18H61V17H60ZM68 18H69V17H68ZM96 18H97V16H96ZM141 18H143V17H141ZM215 18L217 19V17H215ZM215 18H214V19H215ZM238 18H240V17H238ZM244 18H246V17H244ZM259 18H260V17H259ZM40 19H41V17H40ZM81 19L84 20V18H81ZM104 19H105V18H104ZM114 19L117 20V18H114ZM133 19H134V18H133ZM133 19H132V20H133ZM181 19H183V18L181 17ZM189 19H190V18H189ZM192 19H193V18H192ZM214 19H212V21H213ZM216 19H215V20H216ZM233 19H234V18H233ZM233 19H232V20H233ZM256 19H257V17L255 18V21H256ZM44 20H45V19H44ZM44 20H43V21H44ZM48 20H49V19H48ZM55 20H56V18H55ZM59 20H60V25H59V26L64 27V29H63V30H59L58 33H60L61 35H65L66 37H69V36H70V33H71V31H72V30H71L72 27H73V31H74V29H76V28H74V27L76 26V24L71 23V21L67 23V22H62L61 19H59ZM65 20H66V19H65ZM78 20H79V19L76 18V21H77L76 23H78ZM89 20H90V19H89ZM96 20H97V19H96ZM98 20L100 21V19H98ZM106 20H109V19H106ZM112 20H113V19H112ZM135 20H136V19L133 20L134 23L136 22ZM139 20H140V19H139ZM173 20H174V19H173ZM184 20L187 21V19H186L185 17H184ZM196 20H197V19H196ZM240 20H241V19H240ZM243 20H244V19H242V22H243ZM260 20H261V18H260ZM260 20H257V21L260 22ZM12 21H13V19H12ZM45 21H46V20H45ZM63 21H64V19H63ZM68 21H69V20H68ZM128 21H129V20H128ZM128 21H127V23H130V22H128ZM163 21H165V19H164ZM166 21H167V17H166ZM166 21H165V22H166ZM188 21H189V20H188ZM218 21H219V19H218ZM225 21H226V20H225ZM244 21H245V20H244ZM249 21H251V20H249ZM4 22H5V21H4ZM13 22H14V21H13ZM15 22H16V20H15ZM15 22H14V23H15ZM18 22L20 23V21H18ZM49 22H50V21H49ZM54 22H55V21H54ZM81 22H82V25H83V21H80V23H81ZM89 22H90V21H89ZM89 22H88V23H89ZM91 22H92V20H91ZM97 22H98V21H97ZM101 22H102V21H100V23H101ZM107 22H108L107 25H106V26L104 25L102 35H101L100 32H99V33H100V36H101L104 40H108V39H110L109 36H110L111 33L113 32L112 34H114L115 38H114L113 40H111V41H112L113 43H115V45H116L115 48L113 47V48H114V49H113V52H112L111 49H110V46H111L110 43H111V41L109 40V44H108L109 46L106 45L102 50H99V49L101 48V46H100V48L98 47V48H99L98 51H97V50H96V51L94 50L95 52H93V50H92V52H91V51H89V52L87 51V52L85 53V52L83 51V50H84V49H83V50H82V51H83V54L80 55V56H76V53L74 54V55H75V56H74L73 54H70L71 52L69 53V52H67V51H64V57H62L63 53H62V50H61V49H63V50H64V49L67 50V49H66V48H62V45H61V47H56V48H54L55 46L51 45L50 49H55V50H56V51L54 52L56 56L54 55V53L52 54V55H53V56H52L51 53H50V49H47V47H46V49H45V46H44V47H43L42 45H39V46H38V44H37L38 47H37V46L35 47V43H36L35 39H36V37H37V31H35L36 35L29 36V37H31L32 45H30V47H31V50H30V51H31V54H30V58H29L28 62H34V63H35V62H44V60H48V61H50V62H51V61L54 62L55 60H56V61L59 60V62H60L61 60H63V62H71V61H73V62H77V63L79 62V64H80V62H81V63H82V62H89V63L91 64L93 60H95L96 62H101V56L104 57V55H105V56L107 57L106 61L114 62V64H115V60H116V58H117V59L120 58V57H121L120 53L122 52V48H121L122 45L120 46V45L118 44V45L120 46V47H119V46H117L116 43H118L119 40H121V42H125L126 40L129 39V36H130V35H129L127 32H124V31H123V33H122L121 28H120L121 31H118V32H120V34H118V35L115 34L116 31H117V28H118V27L115 25V28H116V31H115L114 25H111V24H110L111 26H108L109 21H107ZM137 22H138V21H137ZM149 22H150V21H149ZM177 22H178V21H177ZM189 22H190V21H189ZM191 22L193 23V21H191ZM213 22H214V21H213ZM213 22H212V24H213ZM228 22L230 23V21H228ZM239 22H240V21H239ZM239 22H238L239 25L242 24V22H241V23H239ZM0 23H1V22H0ZM46 23H47V21H46ZM85 23H86V22H85ZM110 23H111V21H110ZM112 23H113V21H112ZM118 23H119V22H118ZM123 23H124V22H123ZM131 23H132V22H131ZM155 23L157 24V22H155ZM215 23H216V22H215ZM222 23H224V25L227 24V22H222ZM232 23H233V21H232ZM235 23H236V22H235ZM235 23H234V26H235ZM251 23H252V22H251ZM43 24H44V23H43ZM43 24H42V25H43ZM49 24H50V23H49ZM51 24H53V23H51ZM51 24H50V25H51ZM55 24H56V23H54V25H55ZM120 24H121V23H119V25H120ZM132 24H133V23H132ZM136 24L138 25V23H136ZM160 24H161V23L159 22V25H160ZM172 24H174V23L172 22ZM181 24H182V23H181ZM194 24H195V23H194ZM194 24H192V25H194ZM216 24H220V22H218V23H216ZM216 24H215V25H216ZM247 24H248V23H247ZM247 24H246V22H245V24H244L243 26H245V25H247ZM21 25H22V24H21ZM24 25H25V24H24ZM56 25H57V24H56ZM56 25H55V26H56ZM77 25H78V24H77ZM84 25H86V24H84ZM84 25H83V26H84ZM94 25H97L96 27L98 28L99 23H95V22H94V23H91V26H92V27H93ZM102 25H103V24H102ZM127 25H128V24H127ZM129 25H130V24H129ZM167 25L169 26V24H167ZM170 25H171V24H170ZM224 25H223V27H224ZM262 25H263V20H262ZM14 26H15V24H14ZM16 26H17V25H16ZM131 26H132V25H131ZM145 26H146V24H145ZM168 26H167V27H168ZM176 26H177V24H176ZM178 26H179V25H178ZM185 26H186V25H184V27H185ZM208 26H209V25H208ZM248 26H249V24H248ZM255 26H257V25H255ZM255 26H254V27H255ZM10 27H11V25H10ZM79 27H80V26H79ZM84 27L86 28V26H84ZM88 27H89V25L87 26L86 29H88ZM94 27H95V26H94ZM96 27H95V29H97ZM122 27H123V25H122ZM129 27H130V26H129ZM132 27H133V26H132ZM135 27H136V26H135ZM156 27H157V26H156ZM158 27H159V26H158ZM162 27H163V26H162ZM172 27H174V26H172ZM188 27H189V25L187 26V28H188ZM211 27L213 28V26H211ZM223 27H222V29H223ZM239 27H240V26H239ZM12 28H13V26H12ZM16 28H17V27H16ZM56 28H57V26H56ZM56 28H55V29H56ZM80 28H81V27H80ZM125 28H126V27H125ZM154 28H155V27H154ZM154 28H153V29H154ZM163 28H164V27H163ZM163 28H162V29H163ZM176 28H177V27H176ZM178 28H179V27H178ZM181 28H182V27H181ZM185 28H186V27H185ZM215 28H216V27H215ZM234 28H235V27H234ZM234 28H233V29H234ZM262 28H263V30H264V26H262ZM18 29H19V27H18ZM18 29H17V30H18ZM39 29H41L40 26H39ZM53 29H54V28H53ZM95 29H93V30H95ZM134 29H135V28H134ZM140 29H141V28H140ZM156 29H157V28H156ZM207 29H208V28H206V30H207ZM220 29H221V28H220ZM222 29H221V30H222ZM229 29H231V26H230ZM236 29H237V26H236ZM238 29H240V28H238ZM17 30H15V31H17ZM33 30H35V29H33ZM56 30H57V29H56ZM77 30H78V28H77ZM77 30H76V31H77ZM79 30H80V29H79ZM79 30H78V31H79ZM88 30H89V33H87V32H86V33L90 35V32H91V31H90V29H88ZM98 30H99V28H98ZM98 30H97V31H94V33L98 32ZM143 30H144V29H143ZM174 30H175V29H174ZM174 30L172 29V32H171V33H173ZM185 30L187 31V29H185ZM196 30H197V29H196ZM201 30H202V29H201ZM211 30H214V28L211 29ZM225 30H226V29H225ZM234 30H235V29H234ZM234 30H233V31H234ZM9 31H10V30H9ZM76 31H75V32H76ZM78 31H77V32H78ZM100 31H102V29H101ZM158 31H159V29H158ZM167 31H168V29H167ZM176 31H177V30H176ZM181 31H182V30H181ZM189 31H190V32H189ZM194 31H195V30H194ZM216 31H217V30H216ZM216 31H215V32H216ZM218 31H219V30H218ZM218 31L216 32V35H217ZM222 31H224V29H223ZM257 31H258V30H257ZM23 32H24V31H23ZM28 32H29V31H28ZM31 32H32V29H31ZM31 32H30V33H31ZM55 32H56V31L53 32L52 30H50V27H49V26H44V25H43V27H42V29L39 31V34H38V35H39V37H40L41 35L46 36V37L43 36L42 38H44V42L47 43V42H50L51 39L54 38L53 36H55V34L57 33V32H56V33H55ZM83 32H84V31H83ZM129 32H130V31H129ZM141 32H142V31H141ZM143 32H144V31H143ZM174 32H175V31H174ZM179 32H180V31H179ZM188 32L192 34V30H191V28H190V30H188ZM188 32H187V33H188ZM196 32H197V31H196ZM198 32H199V31H198ZM210 32H211V31H210ZM241 32H242V31H241ZM244 32H245V31H244V29H243V34H244ZM19 33H20V32H19ZM86 33H85V37H86V35H87ZM136 33H137V32H136ZM136 33H135V35H136ZM163 33H164V31H163ZM181 33H182V32H181ZM181 33H180V34H181ZM189 33H188V35H189ZM201 33H202V32H201ZM223 33H224V32H222L221 34H223ZM230 33H232V29H231V32H230ZM10 34H12V33H10ZM20 34H21V33H20ZM20 34H19V35H20ZM32 34H33V33H32ZM73 34H74V33H73ZM80 34H81V32H80ZM144 34H145V32H144ZM169 34H170V32H169ZM169 34H168V35H169ZM177 34H178V33H177ZM226 34H227V32H226ZM246 34H247V33H246ZM248 34H249V33H248ZM248 34H247V36H248ZM250 34H251V33H250ZM259 34H260V36H262L260 32H259ZM71 35H72V33H71ZM135 35H134V36H135ZM148 35H149V31H148ZM150 35H151V34H150ZM150 35H149V36H150ZM172 35L175 36L176 34H174V33L171 34V38H172ZM201 35H202V34H201ZM203 35H204V34H203ZM209 35H210V33H209ZM212 35L214 36V34H212ZM233 35L235 36V34H233ZM240 35H241V34H240ZM13 36H14V35H13ZM13 36H12V37H13ZM73 36H74V35H73ZM87 36H88V35H87ZM92 36H93V35H92ZM97 36H98V35H97ZM100 36H98V38H99ZM139 36L142 37V35H138V37H139ZM152 36H154V35H152ZM177 36H178V35H177ZM183 36H184V35H182V37H183ZM195 36H196V35H195ZM224 36H225V35H224ZM247 36L244 35V38H246ZM254 36H255V35H254ZM10 37H11V36H10ZM19 37H20V36H19ZM21 37H22V36H21ZM58 37H61V36L58 35ZM66 37H65V38H66ZM101 37H100V38H101ZM111 37H112V36H111ZM130 37H131V36H130ZM182 37H181V41H182V40L185 41L186 38L183 39ZM184 37H185V36H184ZM189 37L191 38V36H189ZM198 37H199V36H198ZM207 37L209 38V36H207ZM221 37L223 38V35H222ZM221 37H219V38H221ZM249 37H251V36H249ZM16 38H17V37H16ZM27 38H28V37H27ZM27 38H26V40H27ZM72 38H73V37H72ZM77 38H78V37H77ZM94 38H95V37H94ZM98 38H97V39H98ZM134 38H135V37H134ZM134 38H133V39H134ZM136 38H137V37H136ZM142 38H143V37H142ZM159 38H160V37H159ZM166 38H167V37H166ZM173 38H174V37H173ZM190 38H189V39H190ZM202 38H203V36H202ZM210 38H211V37H210ZM213 38H214V37H213ZM217 38H218V37H217ZM217 38H216V39H217ZM225 38H226V37H225ZM254 38H255V37H254ZM254 38H253V40H254ZM29 39H30V38H29ZM54 39H55V38H54ZM75 39H76V38H75ZM79 39H80V38H79ZM88 39H89V38H88ZM156 39H158V38L156 37ZM167 39H168V38H167ZM178 39H179V37H178ZM228 39H229V38H228ZM228 39H227V40H228ZM233 39L236 40L237 38H233ZM238 39H240V38L238 37ZM247 39H248V38H247ZM258 39H259V38H258ZM262 39H264V38H262ZM22 40H24V38H23ZM26 40H25V41H26ZM83 40H84V39H83ZM100 40H102V39H100ZM130 40H131V39H130ZM161 40H163V39L161 38ZM161 40H160V44H161V47H162ZM187 40H188V39H186V41H187ZM191 40H192V39H191ZM193 40H194V39H193ZM193 40H192V41H193ZM195 40H196V39H195ZM224 40H226V39H224ZM227 40H226V41H227ZM249 40L251 41V39H249ZM260 40H261V39H260ZM260 40H258V42H259ZM17 41H18V40H17ZM37 41H38V40H37ZM55 41H56V40H55ZM64 41H65V40H64ZM64 41H63V42H64ZM66 41H68V39H66ZM66 41H65V42H66ZM132 41H134V40H132ZM132 41H130V42H132ZM165 41H166V40H165ZM170 41H171V39H170ZM172 41H173V39H172ZM174 41H175V40H174ZM181 41H180V42H181ZM186 41H185V42H186ZM219 41H220V39H219ZM219 41H218V43H219ZM222 41H223V40H222ZM226 41H224V42H226ZM230 41H231V40H230ZM240 41H241V40H240ZM246 41H247V40H246ZM255 41H256V40H255ZM262 41H263V40H262ZM11 42H12V41H11ZM39 42H41V41H39ZM51 42H52V41H51ZM71 42H72V40H71ZM77 42H78V41H77ZM77 42H76V43H77ZM126 42H127V41H126ZM128 42H129V41H128ZM130 42H129V44H130ZM137 42H138V41H137ZM166 42H167V41H166ZM177 42H178V41H177ZM185 42H184V43H185ZM233 42H235V41H233ZM243 42H244V40H242V43H243ZM260 42H261V41H260ZM263 42H264V41H263ZM14 43H15V41H14ZM14 43H13V44H14ZM28 43L31 44V41H29ZM41 43H42V42H41ZM52 43H54V42H52ZM68 43H69V42H68ZM78 43H80V42H78ZM107 43H108V42H107ZM113 43H112V45H113ZM142 43H143V41H142ZM163 43H164V40H163ZM167 43H168V42H167ZM175 43H176V42H175ZM222 43H223V42H222ZM254 43H255V42H254ZM20 44H22V43H20ZM20 44H19V46H20ZM39 44H40V43H39ZM55 44L57 45V43H55ZM126 44H127V43H126ZM145 44H146V42H145ZM168 44H169V43H168ZM178 44H179V43H178ZM236 44H237V40H236ZM236 44H235V45H236ZM259 44H260V43H259ZM15 45H16V44H15ZM26 45H27V44H26ZM49 45H50V43H49ZM67 45H68V44H67ZM155 45H157V44H155ZM171 45H172V43H171ZM176 45H177V43H176ZM209 45H210V44H209ZM211 45H212V40H211ZM225 45H227V44H225ZM238 45H239V43H238ZM261 45H262V43L260 44V46H261ZM11 46H12V44H11ZM41 46H42V47H41ZM58 46H60L59 43H58ZM69 46H70V45H69ZM69 46H66V47L69 48ZM146 46H147V44H146ZM185 46H186V45H185ZM213 46H214V44H213ZM213 46H212V47H213ZM221 46H224V45L221 44L220 47H221ZM231 46H232V44H231ZM248 46H249V45H248ZM12 47H14V46H12ZM26 47H27V46H25V48H26ZM64 47H65V46H64ZM74 47H75V48L77 47L76 44H75ZM78 47H79V46H78ZM127 47H129V45H128ZM134 47H135V46H134ZM136 47H137V46H136ZM138 47H139V45H138ZM141 47H142V46H141ZM155 47H156V46H155ZM166 47H167V46H166ZM168 47H169V45H168ZM172 47H173V46H172ZM178 47H179V46H178ZM181 47H182V46L180 45V48H181ZM214 47H215V46H214ZM218 47H219V45H218ZM225 47H226V46H225ZM225 47H224V48H225ZM236 47H237V45H236ZM236 47H235V48H236ZM15 48H16V47H15ZM20 48H21V46H20ZM23 48H24V47H23ZM25 48H24V50H26ZM39 48H40V49H39ZM48 48H49V46H48ZM72 48H73V46H71V49H72ZM83 48H84V46H83ZM145 48H146V47H145ZM164 48H165V46H164ZM176 48H177V47H176ZM180 48H178V49H179V52H180L181 56L186 57V55L184 54V50H183L184 48H181V50H180ZM237 48H238V47H237ZM251 48H252V47H251ZM256 48H257V46H256ZM11 49H12V48H11ZM11 49H10V50H11ZM73 49H74V48H73ZM85 49H86V47H85ZM91 49H92V48H91ZM96 49H97V48H96ZM123 49H124V48H123ZM128 49H129V48H128ZM128 49H127V50H128ZM139 49H140V47H139ZM142 49H143V47L141 48V50H142ZM150 49H151V48H150ZM210 49H211V48H210ZM227 49H228V48H227ZM239 49H240V47H239ZM239 49H238V50H239ZM59 50L61 51V53H56V52L59 51ZM68 50H70V49H68ZM74 50H75V49H74ZM133 50L135 51V49H133ZM141 50H139V51L141 52ZM144 50H145V49H144ZM214 50H215V48H213L212 52H209L208 59L211 58L210 65L212 64V61L214 62V61L216 60V58L221 59V55H222V53H221V52H219V53H214V52H215ZM216 50H218V49H216ZM220 50H221V49H220ZM12 51H15V50L12 49ZM48 51H49V52H48ZM80 51H81V50H79V52H80ZM124 51L127 52L125 49H124ZM149 51H150V50H149ZM173 51H174V47H173ZM175 51H177V50H175ZM209 51H210V50H209ZM19 52H20V50H18V53H19ZM22 52H24V51L22 50ZM26 52H27V51H26ZM26 52H25V54H26ZM79 52H78V53H79ZM130 52H132V51H130ZM142 52H143V51H142ZM144 52H145V51H144ZM144 52H143V53H144ZM150 52H151V51H150ZM155 52H157V50H156ZM160 52H161V51H160ZM164 52H166V51H164ZM224 52H225V49L223 50V53H224ZM226 52H229V50H227ZM238 52H239V51H238ZM49 53H50V54H49ZM81 53H82V52H81ZM128 53H129V52H128ZM213 53H214V54H213ZM252 53H253V52H252ZM252 53H251V55H252ZM8 54H9V52H8ZM8 54H7V57H8L9 59H12L11 57L8 56ZM28 54H29V53H28ZM121 54H122V53H121ZM137 54H140V55H141V53H137ZM154 54H155V53H154ZM177 54H179V53H177ZM177 54H176V56H177ZM180 54H179V55H180ZM186 54H187V53H186ZM202 54H203V52H202ZM230 54H231V50H230ZM20 55H21V54H20ZM134 55H135V54H134ZM143 55H145V53H144ZM148 55H149V54H148ZM150 55H151V54H150ZM152 55H153V54H152ZM160 55H161V54H160ZM173 55H175V54H173ZM218 55H219V57H217ZM259 55H260V54H259ZM11 56H13V55H11ZM21 56H22V55H21ZM25 56H26V55H25ZM54 56H55V57H54ZM60 56H61V57H60ZM146 56H147V55H146ZM164 56H165V55H164ZM195 56H196V54H195ZM195 56H194V57H195ZM226 56H227V55H226ZM0 57H1V55H0ZM14 57H15V56H14ZM16 57H17V56H16ZM19 57H20V56H19ZM23 57H24V56H23ZM23 57H22V58H23ZM106 57H105V58H106ZM134 57H135V56H134ZM138 57H140V56H138ZM150 57H151V56H150ZM152 57H153V56H152ZM161 57H162V56H161ZM161 57H160V58H161ZM204 57H205V56H204ZM247 57H249V56L247 55ZM250 57H251V56H250ZM263 57H264V55H263ZM8 58H7V59H8ZM57 58H58V59H57ZM105 58H104V59H105ZM121 58L123 59V57H121ZM125 58H126V57H125ZM129 58H131V55L129 56ZM136 58H137V56H136ZM136 58H135V60H136ZM144 58H145V56H144ZM147 58H149V57H147ZM171 58L173 59L172 56H171ZM187 58H188V61H192V60H193L192 57L190 56V54H189V56H188ZM196 58H197V56H196ZM236 58H237V57H236ZM256 58H257V57H256ZM9 59H8V60H9ZM17 59H18V57H17ZM20 59H21V58H20ZM27 59H28V57H26L24 60H27ZM153 59H155V57H154ZM156 59H157V57H156ZM156 59H155V60H156ZM167 59H168V57H167ZM226 59H227V58H226ZM226 59H225V60H226ZM230 59H231V58H229V56H228V60H229V61H230ZM246 59H247V58H246ZM263 59H264V58H263ZM4 60H5V59H4ZM53 60H54V61H53ZM124 60H125V61H122V65H125V64H126V63L124 64V62H126V59H124ZM140 60H141V58H140ZM143 60H144V59H143ZM158 60H159V57H158ZM238 60H239V59H238ZM249 60H250V59H249ZM251 60H252V59H251ZM16 61H17V60L15 59V62H16ZM136 61H137V60H136ZM146 61H147V60H146ZM152 61H153V60H152ZM174 61H175V60L173 59V62H174ZM196 61L201 62L200 64L203 65V62H204V63L207 62V58H203V57L199 56L198 60H196ZM236 61H237V60H236ZM252 61H253V60H252ZM259 61H260V60H259ZM0 62H1V60H0ZM2 62L4 63V61H2ZM7 62L10 63V62H12V61L10 60V61H7ZM110 62H109V64H110ZM117 62H119V61L117 60ZM129 62H130V61H129ZM138 62H139V61H138ZM154 62H155V61H154ZM165 62L168 63L167 61H165ZM169 62H171V60H170ZM185 62H186V61H185ZM215 62H217V60H216ZM5 63H6V62H5ZM5 63H4V64H5ZM18 63H19V62H18ZM34 63H33L32 65H34ZM71 63H72V62H71ZM71 63H69V64H71ZM89 63H87V64H89ZM103 63L105 64V61H104ZM103 63H102V64H103ZM119 63H121V62H119ZM133 63H134V62H133ZM139 63H140V62H139ZM155 63H156V62H155ZM155 63H153V65H154ZM183 63H184V62H183ZM187 63H188V62H186V64H187ZM228 63H229V62H228ZM233 63H235V62H233ZM254 63H255V62H254ZM256 63H257V62H256ZM4 64H3V65H4ZM6 64H8V63H6ZM16 64H17V63H16ZM22 64H23V63H22ZM25 64H28V63H27V62L24 63L23 67L25 66ZM38 64H39V63H38ZM43 64H44V63H43ZM46 64H47V62H46ZM66 64H68V63H66ZM84 64H85V63H84ZM102 64H100V65H102ZM144 64H145V63H144ZM156 64H157V63H156ZM156 64H155V65H156ZM168 64H169V63H168ZM213 64H214V63H213ZM213 64H212V65H213ZM0 65H1V63H0ZM9 65H10V64H9ZM29 65H30V64H29ZM29 65H28V66H29ZM53 65H54V64H53ZM72 65H73V64H72ZM122 65H121V66H122ZM128 65H130V63H128ZM137 65H138V64H137ZM142 65H143V64H142ZM147 65L150 66L151 64L148 63V61H147ZM155 65H154V66H155ZM170 65H171V64H170ZM175 65H176V64H175ZM189 65H190V64H189ZM189 65H188V66H189ZM193 65H194V64H193ZM208 65H209V64H207V67H209ZM214 65H215V64H214ZM216 65H217V64H216ZM219 65H220V64H219ZM221 65H222V64H221ZM253 65H254V64H253ZM7 66H8V65H7ZM17 66H18V65H17ZM17 66H16V67H17ZM46 66H47V65H46ZM81 66H83V65H81ZM90 66H92V65H90ZM105 66H106V65H105ZM109 66H110V65H109ZM143 66H144V65H143ZM149 66H147V67H149ZM164 66H165V65H164ZM190 66H191V65H190ZM223 66H225V65H223ZM254 66H255V65H254ZM254 66H253V67H254ZM12 67H13V66H12ZM40 67H42V65L39 66V68H40ZM73 67H74V66H73ZM151 67H153V66H151ZM156 67H157V65H156ZM156 67H153L154 70H155ZM173 67H174V64H173ZM173 67L171 66V68H173ZM181 67H182V66H181ZM194 67H195V66H194ZM205 67H206V66H205ZM205 67H204V65H203V69H202V70H204ZM230 67H231V66H230ZM230 67H229V68H230ZM233 67H234V64H233ZM258 67H259V65H258ZM10 68H11V67H10ZM13 68H14V67H13ZM20 68L22 69V66H21ZM36 68H37V67H36ZM95 68H96V67H95ZM99 68H100V67H99ZM105 68H106V67H105ZM118 68H119V65H118ZM149 68H150V67H149ZM157 68H158V70H159V68H161V65H160L159 67H157ZM171 68H168V69L171 70ZM184 68H185V66H184ZM184 68H183V69H184ZM188 68H190V67H188ZM192 68H193V67H191V69H192ZM196 68H197V67H196ZM201 68H202V67H201ZM210 68H211V67H210ZM210 68H209V69H210ZM219 68H220V67H219ZM229 68H227V69H229ZM247 68H248V67H247ZM262 68H263V66H262ZM3 69H4V68H3ZM14 69H15V68H14ZM70 69H71V67H70ZM93 69H94V68H93ZM97 69H98V68H97ZM174 69H175V68H174ZM174 69H173V71L176 70V69H175V70H174ZM180 69H181V68H180ZM197 69L200 70V67H198ZM211 69H213V68H211ZM220 69H222V67H221ZM238 69H239V68H238ZM249 69H250V68H249ZM256 69H258V68H256ZM8 70H9V69H8ZM8 70H7V72H8ZM12 70H13V69H12ZM68 70H69V69L67 68V71H68ZM75 70L79 71V70H78V67H77V69H75ZM80 70H81V69H80ZM114 70H115V69H114ZM120 70H121V69H120ZM152 70H153V69H152ZM158 70L156 69V71H158ZM165 70H166V69H165ZM170 70H168V71H170ZM186 70H188V69H186ZM192 70H194V68H193ZM217 70H218V69H217ZM0 71H2V69H1ZM22 71H23V70H21V72H22ZM55 71H56V70H55ZM62 71H63V70H62ZM91 71H93V70H91ZM98 71H99V70H98ZM177 71H178V70H177ZM221 71H224V70L222 69ZM226 71H227V70H226ZM226 71H225V72H226ZM228 71H229V70H228ZM232 71H233V70H232ZM239 71H240V75H242L243 73L241 72L240 69H239ZM7 72H6V73H7ZM12 72H13V71H12ZM24 72H25V70H24ZM58 72H59V71H58ZM58 72H57V73H58ZM68 72H69V71H68ZM192 72H193V71H192ZM225 72H224V75H225ZM237 72H238V71H237ZM1 73H2V72H1ZM14 73H15V72H13V74H14ZM33 73H34V72H33ZM52 73H53V72H52ZM52 73H51V76H52ZM57 73H56V74H57ZM78 73H79V72H78ZM92 73H93V72H92ZM95 73H96V72H95ZM99 73H100V72H99ZM119 73L122 74V70H121V72H119ZM169 73H170V72H169ZM195 73H196V72H195ZM195 73H194V74H195ZM197 73H198V70H197ZM241 73H242V74H241ZM248 73H249V70H248ZM259 73H260V75H261V71H259ZM259 73H256V74L258 75ZM15 74H16V73H15ZM15 74H14V75H15ZM26 74L28 75L29 73L27 72ZM26 74H25V76H26ZM60 74H61V72H60ZM60 74L58 73L57 75H60ZM73 74H74V71H73ZM73 74H72V75H73ZM75 74H76V72H75ZM125 74H126V73L122 74V75H123V78H124V75H125ZM166 74H167V72H166ZM181 74H182V73H181ZM185 74H186V73H185ZM215 74H217V72H216ZM222 74H223V73H222ZM250 74H251V72H250ZM9 75L11 76V74H10V73L8 74V78H9ZM29 75H31V74H29ZM29 75H28V78H31V77H29ZM42 75H43V74H42ZM44 75H45V74H44ZM49 75H50V74H49ZM63 75H65V74H63ZM66 75H68V74H66ZM72 75H71V76H72ZM114 75H115V73H114ZM192 75H193V74H192ZM2 76L4 77V80H5V77H6V76H5V75H2ZM19 76H20V75H19ZM37 76H38V73H37ZM53 76H54V75H53ZM55 76H56V75H55ZM118 76H119V74H118ZM188 76H189V75H188ZM207 76H208V74H207ZM212 76H213V75H212ZM212 76H211V77H212ZM216 76H218V74L215 75V77H216ZM229 76H230V75H229ZM12 77H13V76H12ZM12 77H11V78H12ZM42 77H43V76H42ZM45 77H47V76L45 75ZM63 77H64V76H63ZM63 77H62V80H63ZM100 77H102V76H100ZM100 77H98V78H100ZM130 77H131V75H130ZM130 77H129V78H130ZM149 77H150V76H149ZM149 77H148V78H149ZM183 77H184V76L181 75V76L178 77V79L181 80L180 82L186 84V82L184 81V78H183ZM186 77H187V75H186ZM189 77H192V76L190 75ZM194 77H195V76H194ZM197 77H198V76H197ZM197 77H196V78H197ZM220 77H221V75H220ZM223 77H224V76H223ZM245 77H247V74H245ZM245 77H244V79H245ZM256 77L258 78V77H260V76H256ZM256 77H255V78H256ZM0 78H1V76H0ZM13 78H15V77H13ZM22 78H23V80L26 79V78L24 79V77H22ZM64 78H65V77H64ZM107 78H108V77H107ZM109 78H110V77H109ZM115 78H116V77H115ZM117 78H118V77H117ZM123 78H122V79H123ZM129 78H126V79H128V81H129ZM208 78H209V77H208ZM228 78H229V77H228ZM231 78H232V77H231ZM248 78L250 79L251 77L248 76ZM255 78L252 79V81L250 80V84H251V83L253 84V82L255 81ZM1 79H2V78H1ZM32 79H34V78H32ZM39 79H40V78H39ZM49 79H50V78H49ZM58 79H59V78H58ZM60 79H61V77H60ZM104 79H105V78H104ZM104 79H103V80H104ZM110 79H111V78H110ZM122 79H121L120 81H122ZM204 79H205V78H204ZM226 79H227V78H226ZM261 79H262V78H261ZM261 79H259V80H261ZM51 80H53V79H51ZM54 80H55V77H54ZM65 80H66V78H65ZM108 80H109V79H108ZM132 80H133V77H132ZM145 80H146V79H145ZM174 80H175V77L173 78V82H175ZM176 80H177V79H176ZM187 80H188V78H187ZM187 80H186V81H187ZM193 80H194V79H193ZM197 80H198V78H197ZM223 80H224V78H223ZM223 80H222V81H223ZM233 80H235V79L233 78ZM240 80H241V79H240ZM240 80H239V81H240ZM245 80H246V79H245ZM20 81H21V80H20ZM28 81H29V80H28ZM98 81H99V80H98ZM101 81H102V79H101ZM105 81H106V80H105ZM136 81H137V80H136ZM169 81H170V80H169ZM171 81H172V79H171ZM188 81H189V80H188ZM202 81H203V79H202ZM209 81H210V80H209ZM213 81H214V78H213ZM213 81L211 82V84L213 83V85H214V82H213ZM239 81H238V83H239ZM247 81H248V80H247ZM247 81H246V83H247ZM13 82H15V81H13ZM41 82H42V81H41ZM50 82H51V81H50ZM50 82H48V83H50ZM53 82H57V81H53ZM68 82H69V81H68ZM71 82H73V81H71ZM99 82H100V81H99ZM109 82H110V81H109ZM111 82H114V80L112 79ZM134 82H135V81H134ZM156 82H157V81H156ZM191 82H192V81H191ZM234 82H235V81H234ZM234 82H232V83H234ZM243 82H244V81H243ZM4 83H7V82H4ZM16 83H17V82H16ZM25 83H26V82H25ZM45 83H46V82H45ZM57 83H58V82H57ZM57 83H56V84H57ZM60 83H61V82H60ZM60 83H59V84H60ZM97 83H98V82H97ZM106 83H107V81H106ZM118 83H119V82H118ZM127 83H128V82H127ZM163 83H164V82H163ZM165 83H167V82H165ZM195 83H196V81H195ZM201 83H202V82H201ZM203 83L205 84V82H203ZM219 83L221 84V81H220ZM12 84H13V83H12ZM12 84H11V85H12ZM52 84H53V83H52ZM52 84H51V85H52ZM63 84H64V83H63ZM112 84H113V83H112ZM142 84L144 85V83H142ZM177 84H179V83H177ZM196 84H197V83H196ZM198 84H199V83H198ZM206 84H207V82H206ZM211 84H208V85H211ZM243 84H244V83H243ZM248 84H249V83H248ZM8 85H9V84H8ZM36 85H37V83H36ZM39 85H41V84L39 83ZM51 85H50V86H51ZM69 85H71V84H69ZM69 85H68V86H69ZM85 85H86V84H85ZM98 85H102V86H103L102 83H101V84H98ZM122 85L126 87V83H125V85H124V83H123ZM140 85H141V83H140ZM213 85H212V89L215 90V89L213 88ZM215 85H216V84H215ZM232 85H234V84H232ZM232 85H231V86H232ZM238 85L240 86V84H238ZM23 86H24V82H23L22 87H23ZM45 86H47V85H45ZM45 86L43 85L44 90L46 89ZM59 86H60V85H59ZM87 86H88V85H87ZM95 86H96V85H95ZM119 86H120V85H119ZM127 86H129V85H127ZM138 86H139V84H138ZM141 86H142V85H141ZM159 86H160V85H159ZM167 86L169 87V89H171V88H173L175 85L173 86L172 84H169V85H167ZM176 86H177V85H176ZM184 86H185V85H184ZM186 86H187V94L185 93L186 95H185V96L183 95L184 97H183V96H177V94H175L174 97L172 96L174 99H173V100L171 99L172 103L170 102V106H168V108H167V110H166V113L172 115V113H174L176 110H178V111H184L183 109H185V108L180 109V108L178 107V103H179L178 101H180V100H182V99L185 100L187 103H189V105H191L190 107H193V104H192V102H193V95H195V93H196L197 91H195V93L193 94V89H194V88H193L191 85H189V84H187ZM193 86H194V84H193ZM224 86H225V85H224ZM231 86H230V87H231ZM263 86H264V85H263ZM3 87H5V85H4ZM12 87H13V86H12ZM15 87H16V86H15ZM15 87H14V88H15ZM54 87H57V86H54ZM54 87H53V88H54ZM79 87H80V86H79ZM79 87H77V89H76L77 91H78V88H79ZM89 87H90V86H89ZM103 87H105V86H103ZM121 87H122V86H121ZM121 87H120V88H121ZM139 87H140V86H139ZM165 87H166V86H165ZM199 87H200V85H199ZM205 87H206V85H205ZM218 87H219V86H218ZM240 87H241V86H240ZM244 87H245L244 89L246 90L247 88H246L245 85H244ZM5 88H6V87H5ZM5 88H4L3 90H5ZM17 88H18V87H17ZM28 88H29V87H28ZM32 88H33V87H32ZM32 88H31V89L29 88V89L32 91ZM40 88H41V87H40ZM90 88H91V87H90ZM131 88H132V87H131ZM142 88H143V87H142ZM163 88H164V87H163ZM166 88H167V87H166ZM176 88H177V87H176ZM178 88H179V86H178ZM200 88H201V87H200ZM200 88H198V89H200ZM208 88H209V86H208ZM248 88H249V87H248ZM22 89H25V88H22ZM22 89H21V90H22ZM41 89H43V88H41ZM48 89H49V88H48ZM50 89H51L52 91H54L52 88H50ZM56 89H57V88H56ZM56 89H55V90H56ZM62 89H64V88H62ZM65 89H66V88H65ZM70 89H71V88H70ZM72 89H73V88H72ZM82 89H83V86H82ZM82 89H79V90L82 91ZM85 89H87L86 86H85ZM91 89H92V88H91ZM93 89H94V88H93ZM96 89H97V86H96ZM132 89H133V88H132ZM144 89H145V88H144ZM169 89H165L166 92L169 91ZM212 89H211V90H212ZM234 89H235V87H234ZM3 90L1 89L2 92H3ZM74 90H75V89H74ZM123 90H124V88H123ZM134 90H135V89H134ZM134 90H133V91H134ZM158 90H159L160 92H159ZM158 90L155 89L154 87H153V88H152V87L147 88V93L149 92V93H148V94H149L148 96H150V97H153L154 95L161 96V90H160V88H159ZM175 90H176V89H175ZM182 90H183V89H182ZM204 90H206V89H204ZM220 90H221V88H220ZM226 90H228V88H227ZM226 90H225V91H226ZM230 90H231V89H229V93L231 92ZM249 90H250V89H249ZM257 90H258V89H257ZM259 90H260V89H259ZM263 90H264V89H263ZM56 91H59V90L57 89ZM81 91H80V93H81ZM83 91H84V89H83ZM97 91H98V90H97ZM103 91H105V90H103ZM119 91H120L119 88H115L114 85H113V86L110 85L109 90H108V93H109V97H110V99H111V102H113V103H115V104L118 103V100H119V99H118V93H119ZM125 91H126V90H125ZM128 91H129V90H128ZM128 91H127V92H128ZM133 91H132V92H133ZM139 91H140V90H139ZM171 91H172V90H171ZM176 91H177V90H176ZM200 91L202 92V88L200 89ZM217 91H218V90H217ZM236 91H237V89H236ZM236 91H235V92H236ZM16 92H17V91H16ZM29 92H30V91H29ZM54 92H55V91H54ZM94 92H95V89H94ZM101 92H102V87H101ZM101 92H100V94H101ZM105 92H107V91H105ZM120 92H121V91H120ZM137 92H138V90H137ZM169 92H170V91H169ZM169 92H168V95H169ZM185 92H186V90H185ZM203 92H204V91H203ZM203 92H202V93H203ZM209 92H210V91H209ZM209 92L206 91L205 94L203 93V94H204V97H203V95L201 94V95H202L201 99L203 98V101H202L201 105L203 104V106L205 105V107H206V105H208V104L210 105L211 103H213V104L215 105V107H217V105H221V108H224V105H222V104H220V103H221V101H224L225 96L220 95L221 93H219V95H218L217 92H216L215 95H217V96H215V97L212 99V97H210V95H209ZM212 92H213V91H212ZM219 92H220V91H219ZM226 92H227V91H226ZM237 92H238V91H237ZM237 92H236V93H237ZM255 92H256V91H255ZM262 92H263V91H262ZM5 93H6V91H5ZM5 93H4V94H5ZM18 93H19V92H18ZM49 93H50V92H49ZM56 93H57V92H55V94H56ZM66 93H68V90H67ZM71 93H73V92H71ZM80 93H77L76 95L78 96V94H79V96H81L82 94L80 95ZM103 93H104V92H103ZM123 93H124V92H123ZM123 93H122V94H123ZM129 93H131V92H129ZM138 93L141 94V92H138ZM182 93H183V92H182ZM231 93H232V92H231ZM233 93H234V92H233ZM236 93H235V94H236ZM83 94H84V93H83ZM88 94H90V93H89V90H88ZM104 94H105V93H104ZM119 94H120V93H119ZM126 94H127V93H126ZM142 94H143V93H142ZM142 94H141V98H142ZM162 94H163V93H162ZM170 94H171V92H170ZM178 94H179V93H178ZM210 94H212V93H210ZM222 94H224V93H222ZM253 94H254V92H253ZM2 95H3V94H2ZM9 95H10V94H9ZM14 95H15V97H16V96H18L19 94L16 95V94L14 93ZM21 95H22V94H21ZM28 95H29V93H28ZM37 95H38V94H37ZM40 95H41V94H40ZM74 95H75V94H74ZM92 95H94V94L92 93ZM131 95H133V93H132ZM163 95H164V94H163ZM163 95H162V96H163ZM172 95H173V94H172ZM262 95H263V94H262ZM23 96H24V95H23ZM46 96H47V95H46ZM46 96H43V97H46ZM49 96H51V95H49ZM49 96H47V97H49ZM56 96H58V94H56ZM65 96H67V95H65ZM90 96H91V94H90ZM120 96H121V95H120ZM145 96H146V94L144 95V97H145ZM213 96H214V95H213ZM249 96H250V99L252 98V101H253L254 99H253V97H251L252 95L250 94ZM15 97H13V98H15ZM37 97H38V96H37ZM37 97H36V98H37ZM61 97H62V96L60 95V98H59V99H61V100H60L59 102H58L57 100H55V96H54V99H50V98H49V100H51L50 104H52L53 108H56V109H58V110H60V111L62 110L61 113H63V112H65L66 105H65V103L62 101L63 99H62ZM75 97H76V96H75ZM84 97H85V96H84ZM88 97H89V96H88ZM98 97H99V95H98ZM131 97H132V96H131ZM164 97H165V96H164ZM172 97H171V98H172ZM194 97H195V96H194ZM222 97H223V99H222ZM231 97H233V96H231ZM261 97H263V96H260V99H261ZM21 98H22V97H21ZM24 98H26V97H24ZM64 98H65V97H64ZM67 98H68V96H67ZM72 98H73V97H72ZM77 98H78V97H77ZM102 98H103V96H102ZM107 98H108V95H107V97H105V99H107ZM119 98H120V97H119ZM138 98H139V97H138ZM246 98H247V97H246ZM16 99H17V98H16ZM16 99H15V100H16ZM30 99H31V98H30ZM30 99H29V100H30ZM43 99H44V98H43ZM46 99H47V98H46ZM73 99H74V98H73ZM88 99H89V98H88ZM88 99H87V100H88ZM95 99H96V98H95ZM135 99H136V98H135ZM158 99H159V97H158ZM166 99L168 100V98H166ZM248 99H249V98H248ZM256 99H257V102H255V103L253 102L252 104H250V107H251V108H250V109H251V112H250V116H249V118L251 117V118H250V120H251V121H250V125H251V126L255 125L256 127H257V125H260L261 127L264 128V104L259 105L260 103H258V98H256ZM263 99H264V98H263ZM263 99H262V101H263ZM5 100H6V99H5V96H4V102H5ZM25 100H26V99H25ZM40 100H42V99H40ZM49 100L47 99V101H49ZM87 100H86V102H87ZM100 100H101V99H100ZM100 100H99V101H100ZM122 100H123V99H122ZM130 100L133 102L132 99H130ZM137 100H138V99H137ZM153 100H155V99L153 98ZM153 100H152V101H153ZM1 101H3V100H1ZM8 101H9V100H8ZM13 101H14V100H13ZM13 101H12V102H13ZM70 101H71V99H70ZM82 101H83V99H82ZM90 101H91V99H90ZM90 101H89V103H90ZM146 101H147V99H146L145 101H143V102H145V106L147 107V105H146ZM156 101H157V100H156ZM156 101H155V102H156ZM194 101H195V100H194ZM199 101H200V100H199ZM199 101H197V102H199ZM225 101H226V100H225ZM225 101H224V102H225ZM243 101H244V100H243ZM254 101H255V100H254ZM262 101H261V102H262ZM14 102H15V101H14ZM17 102H19V101H17ZM34 102H35V101H34ZM74 102H75V101H74ZM104 102H106V101H104ZM108 102H109V100H108ZM148 102H149V98H148ZM177 102H178V103H177ZM197 102H196V103H197ZM2 103H3V102H2ZM20 103H22V102H20ZM46 103H47V102H46ZM69 103H70V102H69ZM100 103H102V102H100ZM100 103H99V104H100ZM109 103H110V102H109ZM130 103H131V102H129V104H130ZM153 103H154V101H153ZM153 103H151V104H153ZM237 103H238V102H237ZM250 103H251V102H250ZM263 103H264V102H263ZM0 104H1V102H0ZM15 104H16V103H15ZM15 104H14V108H15ZM43 104H44V103H43ZM71 104H72V103H71ZM84 104H86V103H84ZM87 104H88V102H87ZM103 104H104V103H103ZM111 104H112V103H111ZM111 104H110V105H111ZM137 104H138V103H137ZM154 104H156V103H154ZM157 104H158V101H157ZM179 104H180V103H179ZM241 104H242V103H241ZM247 104H248V103H247ZM7 105H8V104H7ZM9 105H10V104H9ZM35 105H36V104H35ZM38 105H39V104H38ZM45 105H46V104H45ZM77 105H78V104H77ZM96 105H97V104H96ZM105 105H106V104H105ZM116 105H117V104H116ZM119 105H120V104H119ZM122 105H124V104L122 103ZM122 105H121V108H122ZM132 105H134V104H132ZM180 105H181V104H180ZM199 105H200V104L197 103V106H199ZM20 106H22V105L20 104ZM28 106H29V105H28ZM70 106H71V105H70ZM72 106H73V105H72ZM74 106H75V104H74ZM100 106H101V104H100ZM140 106H141V105H139V108H142V107H143V108H142L143 111H146L147 108L145 109V108H144V105H142V107H140ZM157 106H158V105H157ZM165 106H167V105H165ZM212 106H213V105H211V107H212ZM238 106H239V105H237V109H238ZM241 106H244V104L241 105ZM246 106L249 107V104L246 105ZM10 107H11V105H10ZM17 107H19V106H17ZM46 107H47V106H45V108H46ZM49 107H50V105H49ZM49 107H48V108H49ZM91 107H92V106H91ZM93 107L95 108V106H93ZM106 107H108V106H106ZM114 107H115V106H114ZM128 107H130V106H128ZM181 107H184V105H183V106L181 105ZM188 107H189V106H187L186 108H188ZM213 107H214V106H213ZM215 107L213 108V110L215 109ZM11 108H12V109H11ZM11 108H6V107L3 108V107H1V108H0V111H2L3 109H5V113H4V115H2V116H4V117L6 118V121H7V118H8L9 120H11V121H14V122H15V126H16V127H15V126H14V127H15L16 129H21V128H23L22 125L24 126V123L22 124V122H21L22 119L19 118V116H18L19 114H17V111H15V110L13 111V105H12ZM20 108H21V107H20ZM22 108H24V106H23ZM25 108H27V107H26V104H25ZM31 108H32V107H31ZM38 108H39V106H38ZM38 108H37V109H38ZM69 108H70V107H69ZM76 108H77V107H76ZM76 108H75V110H76ZM85 108H87V105H86ZM85 108H84V110H85ZM130 108H131V107H130ZM139 108H138V109H139ZM155 108H156V107H155ZM155 108H154V109H155ZM157 108H158V107H157ZM162 108H163V107H162ZM194 108H195V106H194ZM201 108H202V107H201ZM244 108H245V107H244ZM246 108H247V107H246ZM49 109H50V108H49ZM82 109H83V107H82ZM97 109L99 110V107H98V106H97ZM100 109H101V107H100ZM102 109H103V108H102ZM104 109H105V108H104ZM107 109H109V108H107ZM118 109H120V107H118ZM125 109H127V107L124 108V110H125ZM132 109H133V108H131V112H132ZM144 109H145V110H144ZM150 109H153V108L151 107ZM190 109H191V108H190ZM205 109H206V108H205ZM209 109H210V108H209ZM218 109H219V107H218ZM235 109H236V108H234V110H235ZM16 110H17V109H16ZM66 110H67V109H66ZM73 110H74V109H73ZM84 110H82V111H84ZM94 110H95V109H94ZM129 110H130V109H129ZM129 110H127V112H129ZM134 110H137V109L135 108ZM134 110H133V111H134ZM159 110H160V108H159ZM162 110H164V109H162ZM197 110H198V109H197ZM197 110H196V111H197ZM201 110H202V109H201ZM206 110H207V109H206ZM213 110H209V111H213ZM215 110H216V109H215ZM219 110H220V109H219ZM222 110H223V109H222ZM222 110H221V111H222ZM232 110H233V109H232ZM248 110H249V109H248ZM3 111H4V110H3ZM21 111H22V109H21ZM23 111H24V110H23ZM29 111H30V110H29ZM34 111L36 112V108H35ZM44 111H45V110H44ZM51 111H52V109H51ZM68 111H69V109H68ZM77 111H78V109H77ZM86 111H87V109H86ZM86 111H85V112H86ZM88 111H90V110H88ZM103 111H104V110H103ZM121 111H123V110H121ZM143 111H142V112H143ZM178 111L175 112V115L173 114L174 117L177 116L176 113H177ZM185 111H186V110H185ZM235 111H236V110H235ZM235 111H233V116H234V112H235ZM241 111H243V110H241ZM53 112H54V111H53ZM53 112L51 113V115H54ZM56 112H57V110H56ZM70 112H71V111H70ZM92 112H94V111L92 110ZM100 112H101V111H100ZM117 112H118V111H117ZM142 112H141L140 110H138L136 116H133V115H132V116L135 117V118H139V117L143 116V115H142ZM148 112L150 113L151 111H148ZM155 112H156V111H155ZM162 112H163V111H162ZM190 112H191V111H190ZM192 112H193V111H192ZM217 112H218V111H217ZM27 113H28V112H27ZM32 113H33V111H32ZM44 113H45V112H44ZM59 113H60V112H58V114H59ZM80 113H81V112H80ZM86 113H87V112H86ZM90 113H91V112H90ZM102 113H103V112H102ZM110 113L112 114V108H111V110H110ZM114 113H115V111H114ZM123 113H124V111H123ZM132 113H133V112H132ZM153 113H154V111H153ZM181 113H182V112H181ZM188 113H189V110H188ZM212 113H213V112H212ZM243 113H247V111H246V112H243ZM58 114H55V117H56V115H58ZM71 114H72V112H71ZM71 114H70V115H71ZM95 114H96V113H95ZM98 114L100 115V113H98ZM119 114L122 115V113H120V112H119ZM133 114H134V113H133ZM158 114H160V113L158 112ZM161 114H162V113H161ZM161 114H160V115H161ZM177 114H179V113H177ZM192 114H193V113H192ZM203 114H204V113H203ZM216 114H217V113H216ZM220 114H221V112H220ZM220 114L218 113V118H219V115H220ZM248 114H249V112H248ZM37 115H38V114H37ZM37 115H36V117H37ZM67 115H68V114H67ZM103 115H105V114L103 113ZM114 115H115V114H114ZM114 115H113L112 117H114ZM121 115H120V116H121ZM125 115H126V113H125ZM125 115H124V116H125ZM154 115H155V114H154ZM160 115H159V116H160ZM189 115H191V114H190V113H189V114H186L185 112H183V114L181 115V117L184 119L186 116H189ZM214 115H215V114H214ZM23 116H24V115H23ZM25 116H26V115H25ZM25 116H24V118H26ZM34 116H35V115H34ZM38 116H39V115H38ZM48 116H49V115H48ZM86 116H88V115H86ZM94 116H95V115H94ZM109 116H110V115H109ZM124 116H123V117H124ZM148 116L150 117V119H149V121H148L147 123H145V125L150 124V123H149L150 120H154V119H153V115L148 114ZM173 116H172V117H173ZM200 116H201V115H200ZM227 116L229 117V115H227ZM236 116H237V114H236ZM238 116H239V115H238ZM39 117H40V116H39ZM42 117H43V116H42ZM52 117H54V116H52ZM68 117H70V116H68ZM84 117H85V116H84ZM90 117H91V116H90ZM92 117H93V116H92ZM101 117H102V116H101ZM130 117H131V116H130ZM149 117H148V118H149ZM160 117H162V116H160ZM166 117H167V114H166ZM195 117H197L196 113H195ZM208 117H209V116H208ZM241 117H243V116H241ZM2 118H3V117H1V119H2ZM5 118H4V119H5ZM27 118H28L27 120H29V117H27ZM40 118H41V117H40ZM73 118H74V117H73ZM95 118H96V117H95ZM105 118L107 119L106 116H105ZM108 118H109V117H108ZM110 118H111V117H110ZM117 118H119V117H117ZM127 118H128V117H127ZM154 118L157 119L156 116H154ZM179 118H180V116H179ZM216 118H217V115H216ZM226 118H227V117H226ZM236 118H237V117H236ZM32 119H33V118H32ZM46 119H48V121H49V118H45V120H46ZM51 119H52V118H51ZM69 119H70V118H69ZM81 119H82V118H80V120H81ZM103 119H104V118H103ZM122 119H123V118H121L120 120L122 121ZM133 119H134V118H133ZM141 119H142V118H141ZM144 119H145V118H144ZM144 119H143V120H144ZM162 119H163V118H162ZM165 119H166V118H165ZM165 119H164V120H165ZM176 119H177V118H176ZM188 119H189V118H188ZM190 119H191V117H190ZM196 119H197V122H198V120H201V122H202V120H203V119H201V118L199 119L198 117L195 118V120H196ZM209 119H210V118H209ZM238 119H239V118H238ZM24 120H25V119H24ZM35 120H37V119H35ZM57 120H58V119H57ZM62 120H64V119H62ZM67 120H68V118H67ZM71 120H72V116H71ZM80 120H79V122H80ZM99 120H100V117H99ZM109 120H110V119H109ZM112 120H113V118H112ZM115 120H116V119H115ZM143 120H142V121H143ZM157 120H159V119H157ZM169 120H171V119H169ZM172 120H173V119H172ZM174 120H175V119H174ZM192 120H193V119H192ZM195 120H194V121H195ZM210 120H211V119H210ZM244 120H245V119H244ZM11 121H10V123H11ZM48 121H47V122H48ZM51 121H52V120H51ZM51 121H49V122H51ZM84 121H86V120L84 119ZM129 121H130V119L128 120V122H129ZM139 121H140V120H139ZM142 121H140L139 123L142 124V123H141ZM146 121H147V120H146ZM146 121L144 120V122H146ZM165 121H166V120H165ZM179 121H180V120H179ZM179 121H178V122H179ZM182 121H183V120H182ZM188 121H189V120H188ZM190 121H191V120H190ZM215 121L217 122V119H216ZM226 121H227V119H226ZM229 121H230V122H229L230 124L228 123L227 125H231V124H232V123H231V122H233V121H232V118H231ZM236 121H238V120H236ZM236 121H235V122H236ZM40 122H41V121H40ZM58 122H59V120H58ZM101 122H102V121H100V123H101ZM116 122H117V124H118V119L116 120ZM123 122H125V121H123ZM123 122H122V123H123ZM144 122H143V124H144ZM174 122H175V121H174ZM174 122H173V124H174ZM185 122H186V121H185ZM197 122H196V126H197ZM241 122L243 123V118H242ZM244 122H245V121H244ZM27 123H28V122H27ZM27 123H26V124H27ZM31 123H32V121L30 122V124H31ZM33 123H35V122H33ZM33 123H32V124H33ZM54 123H55V122H54ZM62 123H63V121H62ZM70 123H71V122H70ZM81 123H82V122H81ZM92 123H93V122H92ZM102 123H105L104 120H103ZM126 123H127V122H125V124H126ZM139 123L137 122V125H138V126H139ZM154 123H156V121H154ZM160 123H161V120H160ZM170 123H171V122H170ZM179 123H180V122H179ZM188 123H190V122H188ZM214 123H215V122H214ZM242 123L240 124V122H239V125L243 126ZM247 123H248V122H247ZM259 123H260V124H259ZM0 124H2V123H0ZM3 124H4V123H3ZM3 124H2V125H3ZM6 124H8V123H6ZM13 124H14V123H13ZM48 124H49V123H48ZM48 124L45 123L46 126H47ZM65 124H66V122H65ZM67 124H68V123H67ZM73 124H75V123H72V125H71L72 128H73ZM77 124H78V123H77ZM88 124H89V123H88ZM98 124H99V123H98ZM105 124H106V123H105ZM115 124H116V123H115ZM135 124H136V123H135ZM167 124H168V123H167ZM173 124H172V125H173ZM184 124H185V123H184ZM184 124H183V125H184ZM200 124L202 125L203 123H200ZM206 124H207V123H206ZM234 124H235V123H234ZM234 124H232V125H234ZM245 124H246V123H245ZM28 125H29V123H28ZM41 125H42V124H41ZM43 125H44V122H43ZM52 125H53V123H52ZM69 125H70V124H69ZM69 125H68V128H69ZM80 125H81V124L79 123V126H80ZM82 125H83V124H82ZM102 125H104V124H102ZM122 125H123V124H122ZM152 125H155V124L152 123ZM170 125H171V124H170ZM170 125H169V126H170ZM180 125H182V124H180ZM187 125H188V124H187ZM192 125H193V124H192ZM194 125H195V124H194ZM198 125H199V124H198ZM201 125H200V126H201ZM212 125H213V122H212ZM235 125H236V124H235ZM248 125H249V124H248ZM10 126H11V125H10ZM46 126H45V127H46ZM61 126H62V125H61ZM83 126H84V125H83ZM99 126H100V125H99ZM129 126H130V125H129ZM133 126H135V125H133ZM148 126H149V125H148ZM156 126H157V125H156ZM204 126H205V125H204ZM245 126H246V125H245ZM255 126H253V127H255ZM29 127H30L29 129H31V126H29ZM54 127H55V125H54ZM75 127H76L75 129L77 130V126H75ZM93 127H94V125H93ZM102 127H103V129H104L106 126H105V127H104V126H101V127H99V128L102 129ZM107 127H108V126H107ZM109 127H110L109 129L112 128V126H110V124H109ZM120 127H122V126L120 125ZM126 127H127V125H126ZM143 127H144V126H143ZM181 127H182V126H181ZM183 127H184V126H183ZM191 127H192V126H191ZM211 127H212V126H211ZM224 127H225V126H224ZM224 127H223V128H224ZM256 127H255V128H256ZM32 128H33V127H32ZM34 128H35V127H34ZM34 128H33V129H34ZM38 128H40V124H39V127H38ZM66 128H67V127H66ZM80 128H81V127H80ZM129 128H130V127H129ZM149 128H150V127H149ZM158 128H160V127L158 126ZM166 128H167V126H166ZM172 128H174V127H172ZM192 128H193V127H192ZM196 128H197V127H196ZM201 128H202V127H201ZM203 128H204V127H203ZM209 128H210V125H209ZM228 128H229V127H227L226 129H228ZM232 128H233V127H232ZM232 128H231V129H232ZM249 128H250V126H249ZM43 129H44V126H43ZM103 129H102V130H103ZM117 129H118V127H117ZM125 129H126V128H125ZM137 129H138V127H137ZM150 129H151V128H150ZM176 129H177V128H176ZM184 129H185V127H184ZM224 129H225V128H224ZM231 129L229 128L230 133H232V132H231ZM236 129H237V131H238V129H241V128H238V126H237ZM247 129H248V126H247ZM259 129H260V127H259ZM41 130H42V127H41ZM41 130H39V131H41ZM46 130H47V129H46ZM52 130H54V129H52ZM60 130H61V129H60ZM62 130H63V129H62ZM69 130H70V128H69ZM83 130H84V129H83ZM93 130H96V129H93ZM102 130H101V131H102ZM114 130H115V129H114ZM169 130H170V129H168V131H169ZM171 130H172V129H171ZM190 130H191V128H190ZM195 130H197V129H195ZM198 130H199V129H198ZM206 130H207V129H205V131H206ZM208 130H209V129H208ZM249 130H250V129H249ZM0 131H1V130H0ZM5 131H7V130H5ZM5 131H4V132H5ZM10 131H11V130H10ZM18 131H19V133L21 132L20 130H18ZM27 131H28V130H27ZM47 131H48V130H47ZM66 131H67V130H66ZM90 131H91V129H90ZM108 131H109V130H108ZM122 131H124V130H122ZM150 131H151V130H150ZM155 131H156V130H155ZM168 131H167V132H168ZM173 131H174V130H173ZM211 131H212V130H211ZM222 131H223V130H222ZM224 131H225V130H224ZM237 131H236V132H237ZM246 131H247V130H246ZM246 131H245V132H246ZM253 131H254V130H253ZM255 131H256V129H255ZM1 132L3 133V131H1ZM30 132H32V131H30ZM33 132H34V131H33ZM35 132H36V131H35ZM44 132H45V131H44ZM75 132H77V131H75ZM79 132H80V131H79ZM95 132H96V131H95ZM130 132H131V131H130ZM142 132H143V131H142ZM159 132H160V131H159ZM188 132H189V131H188ZM9 133L11 134V132H9ZM39 133H40V132H39ZM62 133H63V132H62ZM114 133H115V132H114ZM171 133H172V132H171ZM174 133H177V132L174 131ZM189 133H190V132H189ZM189 133H187V134H189ZM227 133H228V132H227ZM239 133H242V135H243L244 131H241V132H239ZM3 134H4V133H3ZM22 134H23V133H22ZM27 134H28V133H26V135H27ZM64 134H65V131H64ZM74 134H75V133H74ZM85 134H86V131H85ZM103 134H104V133H103ZM128 134H129V133H128ZM164 134H165V132L163 133V131H162L161 136L164 135ZM168 134H169V133H168ZM190 134H191V133H190ZM201 134H202V133H201ZM221 134H222V133H221ZM223 134H224V133H223ZM233 134H234V133H233ZM263 134H264V133H263ZM263 134H262V135H263ZM16 135H17V133H16ZM56 135H57V134H56ZM83 135H84V134H83ZM86 135H87V137L91 136V135L88 136V133H87ZM109 135H111V134H109ZM130 135H132V134H130ZM156 135H158V134H156ZM180 135H181V134H180ZM180 135H179V133H178V136H180ZM227 135L230 137V134H227ZM231 135H232V134H231ZM250 135H251V132H250ZM255 135H256V134H255ZM3 136H4V135H3ZM28 136H30V135H28ZM54 136H55V135H54ZM104 136H105V134H104ZM124 136H125V132H124ZM133 136H134V135H133ZM146 136H147V135H146ZM146 136H145V137H146ZM164 136H165V135H164ZM168 136H169V135H168ZM168 136H165V137H167V139H168ZM170 136H171V135H170ZM172 136H173V135H172ZM172 136H171V138H172ZM200 136L203 137V135H200ZM200 136H199V137H200ZM224 136H225V135H224ZM257 136H258V135H257ZM257 136H255V137H257ZM259 136H260V135H259ZM1 137H2V136H1ZM10 137H11V136H10ZM13 137H14V136H13ZM20 137H21V136H20ZM23 137H24V136H23ZM30 137H31V136H30ZM92 137H93V136H91L90 138H92ZM95 137H96V135H95ZM100 137H101V136L98 135V140H99ZM108 137H109V136H108ZM141 137H142V135H141ZM158 137H159V136H158ZM180 137H181V136H180ZM182 137H183V134H182ZM185 137H186V136H185ZM189 137H190V136H189ZM191 137H192V136H191ZM193 137H194V134H193ZM225 137H226V136H225ZM242 137H243V139H244L245 136L243 135ZM248 137H249V136H248ZM261 137H262V136H261ZM5 138H6V137H5ZM38 138H39V137H38ZM43 138H45V137H43ZM46 138H47V136H46ZM53 138L55 139V137H53ZM56 138H57V137H56ZM96 138H97V137H96ZM130 138H132V137H130ZM139 138H140V137H139ZM154 138H155V137H154ZM156 138H157V137H156ZM186 138H187V137H186ZM196 138H198V137H196ZM226 138H227V137H226ZM232 138H233V137H232ZM238 138H239V137H238ZM238 138H237V139H238ZM252 138H253V137H252ZM252 138H251V139H252ZM257 138H259V137H257ZM263 138H264V136H263ZM0 139H1V138H0ZM8 139H9V138H8ZM19 139H20V138H19ZM28 139L30 140V138H27V140H28ZM40 139H41V136H40ZM54 139H53V140H54ZM73 139H74V138H73ZM85 139H86V138H85ZM101 139H102V138H101ZM108 139H109V138H108ZM112 139H113V138H112ZM142 139H143V138H142ZM175 139H176V138H175ZM216 139H217V138H215V140H216ZM224 139H225V138H224ZM260 139L262 140V138H259V141H261ZM23 140H24V139H23ZM55 140H56V139H55ZM58 140H59V139H58ZM64 140H65V139H64ZM71 140H72V139H71ZM78 140H80V139L78 138ZM93 140H94V139H93ZM114 140H115V139H114ZM152 140H153V139H152ZM159 140H160V138H159ZM161 140H162V139H161ZM181 140H182V139H181ZM183 140H184V139H183ZM183 140H182V142H183ZM231 140H232V139H231ZM244 140H246V139H244ZM24 141H25V140H24ZM38 141H39V140H38ZM41 141H42V140H41ZM89 141H90V140H89ZM142 141H143V140H142ZM156 141H157V139H156ZM172 141H173V140H171V143H172ZM179 141H180V140H179ZM190 141H191V140H190ZM190 141H189V143H191ZM203 141H204V140H203ZM219 141H220V140H219ZM224 141H225V140H224ZM259 141H258V142H259ZM21 142H22V141H21ZM42 142H43V141H42ZM67 142H68V139H67ZM69 142H70V140H69ZM78 142H79V141H78ZM85 142H86V141H85ZM112 142H113V141H112ZM152 142H153V141H152ZM154 142H155V140H154ZM161 142H162V141H161ZM165 142H167V141L165 140ZM175 142H176V141H175ZM177 142H178V141H177ZM194 142H195V141H194ZM194 142H193V143H194ZM222 142H223V141H222ZM222 142H221V144H222ZM235 142H236V141H235ZM235 142H233V140H232L231 143H235ZM246 142H248V139L246 140ZM258 142H257V144H258ZM19 143H20V142H19ZM58 143H59V142H58ZM80 143H81V141H80ZM95 143H96V141H95ZM95 143H94V144H95ZM100 143H101V142H100ZM129 143H131V142L129 141ZM144 143H145V142H144ZM144 143L142 144V142H141L142 145H144ZM146 143H147V141H146ZM163 143H164V141H163ZM186 143H188V142H186ZM189 143H188V144H189ZM209 143H212L213 146H214V144H215L214 142H208V144H209ZM213 143H214V144H213ZM219 143H220V142H219ZM223 143H224V142H223ZM225 143H227V141H226ZM27 144H28V143H27ZM27 144H26V145H27ZM34 144H35V143H34ZM53 144H54V143H53ZM53 144H52V145H53ZM64 144H65V142H64ZM77 144H78V143H77ZM77 144H76V145H77ZM117 144H119V143H117ZM117 144H116V145H117ZM124 144H125V143H124ZM160 144H161V143H160ZM165 144H166V143H165ZM169 144H170V142H169ZM197 144H198V143H197ZM208 144H207V145H208ZM229 144H230V143H229ZM1 145H2V141H1ZM11 145H12V144H11ZM21 145H22V144H21ZM21 145H20V146H21ZM23 145H24V144H23ZM26 145H25V146H26ZM29 145H30V144H28V147H32V146H33V145H32V146H29ZM52 145H51V146H52ZM67 145H68V144H67ZM73 145H74V144H73ZM98 145H99V144H98ZM114 145H115V144H114ZM122 145H123V144H122ZM162 145H163V144H162ZM184 145H187V144H184ZM191 145H192V143H191ZM191 145H190V147H191ZM201 145H202V144H201ZM217 145H218V144H217ZM219 145H220V144H219ZM227 145H228V143H227ZM233 145H236V143L233 144ZM263 145H264V144H263ZM61 146H62V145H61ZM82 146H86V145H82ZM110 146H111V145H110ZM118 146H120V145H118ZM118 146L116 147V150H117ZM136 146H138V145H136ZM157 146H158V145H157ZM168 146H169V145H168ZM175 146H176V145H175ZM175 146H174V147H175ZM179 146H180V145H179ZM179 146H178V150H180V149H179ZM181 146H182V145H181ZM187 146H188V145H187ZM213 146H212V147H213ZM222 146H223V144H222ZM225 146H226V145H225ZM229 146H230V145H229ZM1 147H2V146H1ZM6 147H7V146H6ZM33 147H35V146H33ZM36 147H37V146H36ZM74 147H75V146H74ZM74 147H73V149H74ZM77 147H78V145H77ZM101 147H103V145H102V146L100 145L99 148L101 149ZM124 147H125V146H124ZM128 147H131L130 144H129ZM128 147H126V148L128 149ZM144 147H145V146H144ZM146 147H147V146H146ZM148 147H149V146H148ZM152 147H153V146H151L150 148H152ZM158 147L160 148V145H159ZM174 147H173V148H174ZM214 147H215V146H214ZM214 147H213V148H214ZM216 147H217V146H216ZM242 147L244 148V145H243ZM249 147H250V143H249ZM251 147H252V146H251ZM255 147H256V146H255ZM21 148H22V146H21ZM53 148H54V145H53ZM57 148H58V147H57ZM86 148H87V146H86ZM90 148H91V147H90ZM106 148H107V146H106ZM135 148H136V147H135ZM142 148H143V147H142ZM150 148H148V149H150ZM161 148H162V147H161ZM175 148H176V147H175ZM175 148H174V149H175ZM182 148H183V147H181V149H182ZM187 148H188V147H187ZM208 148H209V147H208ZM208 148H207V149H208ZM220 148H221V147H220ZM222 148H223V147H222ZM258 148H259V146H258ZM30 149H31V148H30ZM33 149H34V148H33ZM33 149H32V152H33ZM63 149H64V148H63ZM66 149H67V148H66ZM76 149H77V148H76ZM76 149H75L74 151H76ZM78 149H79V147H78ZM81 149H82V148H81ZM91 149H92V148H91ZM104 149H105V147L103 148V150H104ZM119 149H120V147H119ZM119 149L117 150L118 152H119ZM132 149H133V148H132ZM139 149H140V146H139ZM145 149H146V148H145ZM156 149H157V148H156ZM167 149H168V148H167ZM174 149H173V150H174ZM198 149H199V148H198ZM202 149H203V148H202ZM225 149H226V147H225ZM225 149H224V151H225ZM228 149H229V147L226 149V152L228 151ZM230 149H232V144H231V146H230ZM247 149H248V150H243V149L240 148V151L237 152V154H238L237 156H241V155H242V157H244V156H248L249 154H251V153L254 152L253 148H252V149H251V148H247ZM260 149L262 150V146H261ZM24 150H25V149L23 148V151H24ZM34 150H35V149H34ZM82 150H83V149H82ZM97 150H98V148H97ZM110 150H111V149H110ZM124 150H125V149H124ZM143 150H144V149H143ZM154 150H155V149H154ZM157 150H159V149H157ZM178 150L175 149L174 151H178ZM216 150H217V149H216ZM222 150H223V149H222ZM251 150H253V151H251ZM10 151H11V150H10ZM30 151H31V150H30ZM37 151H38V150H37ZM74 151L72 150V151H71V154H72V152H74ZM85 151H86V149H85ZM108 151H109V150H108ZM117 151H116V152H117ZM125 151H127V150H125ZM130 151H131V150H130ZM138 151H139V150H137V153H138ZM163 151H164V150H163ZM204 151H205V150H203V153H204ZM207 151L209 152V149H208ZM210 151H211V149H210ZM257 151H258V149H257ZM16 152H17V151H16ZM26 152H27V150H26ZM40 152H41V150H40ZM57 152H58V151H57ZM64 152H65V150H63V155H65ZM79 152H80V151H79ZM83 152H84V150H83ZM94 152H95V151H94ZM114 152H115V151H114ZM145 152H146V151L144 150V153H145ZM197 152H198V151H197ZM214 152H215V149H214ZM258 152H259V151H258ZM258 152H257V153H258ZM21 153H22V150H21ZM33 153H34V152H33ZM66 153H67V152H66ZM90 153H91V152H90ZM96 153H97V152H96ZM121 153H122V152H121ZM121 153H120V154H121ZM123 153H124V152H123ZM130 153H131V152H130ZM144 153H143V154H144ZM149 153H150V152H149ZM189 153H191V152L189 151ZM217 153H218V152H217ZM227 153H228V152H227ZM37 154H38V153H37ZM71 154H70V155H71ZM73 154H74V153H73ZM75 154H78V153L76 152ZM75 154H74V155H75ZM85 154H86V152H85ZM85 154H84V156H85ZM133 154H134V153H133ZM140 154H141V153L139 152V156H140ZM147 154H148V153H147ZM191 154H195V152H193V153H191ZM196 154H197V153H196ZM198 154H200L199 157L201 156L200 159L202 160V159L204 158V156L201 155V151H200V153L198 152ZM210 154H212L211 156H213V153L210 152ZM230 154H231V153H230ZM233 154H234V153H233ZM8 155H9V154H8ZM18 155H19V154H18ZM18 155H16V157H17ZM30 155H31V154H30ZM30 155H29V158L31 157ZM61 155H62V154L60 153V156H61ZM74 155H73V156H74ZM87 155H88V153H87ZM87 155H86V156H87ZM90 155H92V154H89V156H90ZM114 155H115V154H114ZM123 155H124V154H123ZM126 155H127V154H126ZM126 155H124V156H125V162H126ZM131 155H132V154H131ZM134 155H135V154H134ZM134 155H133V156H134ZM156 155H157V154H156ZM186 155H188V154H186ZM186 155H185V157H186ZM223 155H224V157H223ZM223 155L219 158L220 160H221V158H222V159H225V155H226V153H225V154L223 153ZM235 155H236V154H234V156H235ZM257 155H258V154H257ZM19 156H20V155H19ZM60 156H58V157L61 158L62 156H61V157H60ZM107 156H108V154H107ZM115 156L117 157V155H115ZM121 156H122V154H121ZM124 156H123V157H124ZM137 156H138V155H137ZM139 156H138V158H139ZM145 156H146V155H145ZM145 156H144V157H145ZM152 156H153V152H152ZM152 156H151V157H152ZM161 156L163 157V153H162ZM202 156H203V157H202ZM12 157H13V156H12ZM58 157H57V158H58ZM98 157H99V156H98ZM147 157H148V156H147ZM151 157L149 156V159H150ZM155 157H156V156H154V158H155ZM191 157H192V156H191ZM214 157H215V155H214ZM217 157H218V155H217ZM255 157H256V155H255ZM10 158H11V157H10ZM19 158H20V157H19ZM26 158H27L26 161L28 162V157H26ZM55 158H56V157H55ZM78 158H79V156H78ZM100 158H101V157H100ZM109 158H110V153H109ZM118 158H120V157H118ZM118 158H117V159H118ZM127 158H128V157H127ZM156 158H157V157H156ZM156 158H155V161H156ZM159 158H160V157H159ZM159 158H158V159H159ZM182 158H183V157H182ZM196 158H198V157H196ZM205 158H206V155H205ZM228 158L230 159V157H228ZM232 158H233V157H232ZM232 158H231V161H234L235 159L232 160ZM236 158H237V157H236ZM2 159H3V158H2ZM24 159H25V158H24ZM34 159H35V156H34ZM37 159H38V156H37ZM43 159H44V158H43ZM139 159H140V158H139ZM149 159H148V160H149ZM152 159H153V158H152ZM191 159H192V158H191ZM200 159H199V160H200ZM211 159H212V157H211ZM214 159H215V158H214ZM219 159H218V160H219ZM31 160H32V159H31ZM45 160H46V158H45ZM54 160H55V159H54ZM78 160H79V159H78ZM104 160H105V159H104ZM137 160H138V159H137ZM140 160H141V159H140ZM146 160H147V159H146ZM192 160H193V159H192ZM192 160H191V161H192ZM196 160H197V159H196ZM199 160H197V162H200ZM204 160H205V159H204ZM204 160H203V162H204ZM216 160H217V158H216ZM218 160H217V161H218ZM220 160H219V161H220ZM245 160H246V159H245ZM247 160H248V159H247ZM249 160H250V159H249ZM249 160H248V161H249ZM0 161H1V159H0ZM3 161H4V160H3ZM17 161H18V160H17ZM26 161H25V162H26ZM39 161H40V159H39ZM65 161H66V160H65ZM100 161H101V160H100ZM108 161H109V160H108V157H107V162H108ZM115 161H116V158H115ZM118 161H119V160H117V162H118ZM131 161L133 162V158H131ZM131 161H130V162H131ZM134 161H135V160H134ZM138 161H139V160H138ZM143 161H144V162H142L143 164H144V163H148V162H145L144 159H143ZM188 161H189V159H188ZM194 161H195V160H194ZM211 161H212V160H210V162H211ZM214 161H215V160H214ZM217 161H216V162H217ZM241 161H242V160H241ZM29 162H30V161H29ZM46 162H48V161H46ZM50 162H51V161H50ZM73 162H74V161H73ZM73 162H72V163H73ZM77 162H78V161H77ZM77 162H76V163H77ZM87 162H88V161H87ZM109 162H110V161H109ZM149 162H150V160H149ZM151 162H152V161H151ZM174 162H175V161H174ZM176 162H177V161H176ZM181 162H182V160H181ZM195 162H196V161H195ZM210 162H209V163H210ZM220 162H222L221 164H223V161H220ZM228 162H230V161L228 160ZM228 162H226V165L224 166V168L227 166V163H228ZM11 163H12V162H11ZM13 163H14V162H13ZM17 163H18V162H17ZM37 163H38V162H37ZM41 163H42V162H41ZM48 163H49V162H48ZM48 163H47V164H48ZM76 163H74V164H76ZM78 163H79V162H78ZM91 163H92V162L90 161V164H91ZM115 163H116V162H115ZM121 163H123V161H122V162L120 161V164H121ZM142 163H140V164H142ZM178 163H179V162H178ZM183 163H184V162H183ZM183 163H182V164H183ZM188 163H189V162H188ZM190 163H191V162H190ZM207 163H208V161H207ZM211 163H212V162H211ZM213 163H214V162H213ZM217 163H218V162H217ZM234 163H235V162H234ZM18 164H19V163H18ZM26 164H27V163H26ZM29 164H30V163H28V165H29ZM43 164H44V163H43ZM63 164H64V163H63ZM66 164H68V162H67ZM80 164H81V162H80ZM127 164H128V163H127ZM153 164H154V163H153ZM165 164H166V162H165ZM165 164H164V165H165ZM167 164H168V162H167ZM172 164H173V163H172ZM195 164H196V163H195ZM199 164H200V163H199ZM202 164H203V163H202ZM215 164H216V163H215ZM224 164H225V163H224ZM238 164H239V163H238ZM247 164H248V163H247ZM250 164H251V163H250ZM259 164H260V163H259ZM12 165H13V164H12ZM24 165H25V164H24ZM28 165H27V167H29ZM32 165H33V164H31V166H32ZM36 165H37V164H36ZM44 165H45V164H44ZM136 165H137V163H136ZM168 165H169V164H168ZM170 165H171V164H170ZM187 165H188V164H187ZM187 165H185V166H186V173H187V168H188ZM208 165H209V164H208ZM208 165H207V166H208ZM239 165H240V164H239ZM248 165H249V164H248ZM251 165H252V164H251ZM4 166H5V165H4ZM9 166H10V165H9ZM16 166H17V165H16ZM19 166H22V165H19ZM19 166H17V167H19ZM48 166H49V164H48ZM66 166H69V164L66 165ZM73 166H74V165H73ZM94 166L96 167L95 164H94ZM105 166H106V164H105ZM125 166H126V165H125ZM134 166H135V165H134ZM140 166H141V165H140ZM193 166H194V165H193ZM209 166H210V165H209ZM213 166H214V165H213ZM241 166H242V165H241ZM7 167H8V166H7ZM10 167H11V166H10ZM10 167H9V168H10ZM74 167H75V166H74ZM106 167H107V166H106ZM115 167H116V166H115ZM163 167H164V166H163ZM173 167H174V165H173ZM176 167H177V166H176ZM201 167H202V166H201ZM203 167H204V166H203ZM211 167H212V165H211ZM211 167H210V168H211ZM229 167H230V165H229ZM233 167H234V166H233ZM248 167H250V166H248ZM256 167H258V166H256ZM3 168H4V167H3ZM13 168H14V167H13ZM33 168H34V167H33ZM38 168H39V166H38ZM41 168H42V167H41ZM52 168H53V166H52ZM56 168H57V166H56ZM109 168H110V167H109ZM112 168H114V167H112ZM139 168H140V167H139ZM139 168H138V169H139ZM141 168H144V167H141ZM165 168H166V167H165ZM180 168H181V166H180ZM180 168H179V169H180ZM199 168H200V167H199ZM212 168H213V167H212ZM214 168H215V167H214ZM237 168H238V167H237ZM246 168H247V167H246ZM1 169H2V168H1ZM17 169H18V168H17ZM54 169H55V168H54ZM119 169H120L119 171H121V168H119ZM123 169H124V168H123ZM125 169H126V168H125ZM159 169H160V167H159ZM163 169H164V168H163ZM167 169H168V166H167V168L165 169V171H166ZM170 169H172V168L170 167ZM174 169H175V168H174ZM181 169H182V168H181ZM197 169H198V168H197ZM197 169H196L195 171H197ZM201 169H202V168H201ZM204 169L207 170L208 167H207V168L204 167ZM222 169H223V168H222ZM230 169H231V168H230ZM233 169H234V168H232V170H233ZM8 170H9V169H8ZM19 170H20V169H19ZM47 170H48V169H47ZM55 170H56V169H55ZM73 170H75V169H73ZM94 170H97V169H94ZM101 170H102V169H101ZM104 170H105V169H104ZM175 170H177V169H175ZM210 170H211V169H210ZM215 170H216V169H215ZM220 170H221V169H220ZM238 170H239V169H238ZM249 170H250V168H249ZM249 170H248V171H249ZM251 170H252V169H251ZM12 171H13V170H12ZM14 171H15V170H14ZM42 171H43V170H41V172H42ZM48 171L50 172V171H52V170H48ZM56 171H59V170H56ZM61 171H62V170H61ZM87 171H88V169H87ZM92 171H93V170H92ZM109 171H110V169H109ZM129 171H130V170H129ZM145 171H148V170L145 169L144 172H145ZM160 171L162 172V170H160ZM190 171H191V169H190ZM190 171H189V172H190ZM195 171H194V172H195ZM222 171H223V170H222ZM229 171H230V170H229ZM240 171H241V170H240ZM246 171H247V170L245 169V172H246ZM253 171H254V170H253ZM256 171H257V170H256ZM0 172H1V170H0ZM16 172H17V171H16ZM24 172H25V171H24ZM24 172H23V173H24ZM43 172H44V171H43ZM52 172H53V171H52ZM103 172H104V171H103ZM111 172H112V169H111V171H110V175H111ZM114 172H115V171H114ZM132 172H133V170H132ZM132 172H131V173H132ZM137 172H139V171H136V170L134 171V173H137ZM144 172H143V173H144ZM158 172H159V171H158ZM166 172H167V171H166ZM170 172H171V170H170ZM174 172H175V174H176V171H174ZM179 172H180V171H179ZM197 172H198V171H197ZM213 172H214V171H213ZM223 172L226 173L225 170H224ZM233 172H234V171H232V174H233ZM259 172H260V171H259ZM10 173H11V170H10ZM28 173H29V171H28ZM34 173H35V171H34ZM34 173H32V174H34ZM44 173H45V172H44ZM53 173H54V172H53ZM70 173H71V172H70ZM98 173H99V172H98ZM98 173H97V175H98ZM125 173H126L125 175L127 176V172H125ZM141 173H142V172H141ZM153 173H154V172H153ZM168 173H169V172H168ZM195 173H196V172H195ZM195 173H194V174H195ZM208 173H209V169H208ZM208 173H207V176L209 175ZM216 173H217V171H216ZM225 173H224V174H225ZM227 173H228V170H227ZM227 173H226V175H227ZM237 173H238V172H237ZM237 173H236V174L234 173V174H235V175H234V179H235L236 186H237V187H241L240 190H241L242 188H243V190H244V189H248V188L250 187V186H249V183H248V175L245 176V174H244V176H243V172L241 173L242 175L237 174ZM248 173H249V172H248ZM252 173H253V172H252ZM11 174H12V173H11ZM37 174H38V173H37ZM46 174H47V173H46ZM46 174H44V175H46ZM119 174H120V173H119ZM123 174H124V173H123ZM129 174H130V172H129ZM155 174H156V173H155ZM212 174H213V173H212ZM220 174H222V173H220ZM228 174H229V173H228ZM232 174H231V175H232ZM257 174H258V173H257ZM13 175H14V174H13ZM48 175H49V173H48ZM56 175H57V174H56ZM56 175H55V176H56ZM61 175H62V173H61ZM61 175H60V176H61ZM63 175H64V174H63ZM77 175H78V174H77ZM87 175H88V174H87ZM97 175H96V176H97ZM105 175H106V173H105ZM134 175H135V174H134ZM150 175H151V174H150ZM157 175H158V173H157ZM159 175H160V174H159ZM162 175H163V174H162ZM165 175L167 176V173H165ZM196 175H197V173H196ZM196 175H195V178H196ZM222 175H223V174H222ZM226 175H225V176H226ZM231 175H229V177H230ZM254 175H255V174H254ZM259 175H260V174H259ZM263 175H264V174H263ZM18 176H19V174H18ZM21 176H22V175H21ZM21 176H20V177H21ZM36 176H37V175H36ZM46 176H47V175H46ZM50 176H51V172H50ZM50 176H48V178H50ZM66 176H67V175H66ZM68 176H69V175H68ZM101 176H102V173H101V175L99 174V177H100V178H101ZM108 176H109V174H108ZM163 176H164V175H163ZM168 176H169V174H168ZM174 176H175V175H174ZM174 176H173V178H174ZM176 176H177V179H178V175H176ZM181 176H182V175H181ZM198 176H199V174H198ZM200 176H201V175H200ZM202 176H203V175H202ZM202 176H201V177H202ZM217 176H219V173L217 174ZM227 176H228V175H227ZM260 176H261V175H260ZM10 177H11V176H10ZM51 177H52V176H51ZM58 177H59V176H58ZM63 177H64V176H63ZM63 177H62V178H63ZM92 177H93V176H92ZM92 177H90V178H92ZM99 177H98V178H99ZM121 177H122V176H121ZM121 177H120V179H121ZM213 177H214V174H213V176H211V179H212ZM223 177H224V175H223ZM254 177H255V176H254ZM261 177H262V176H261ZM16 178H17V177H15V179H16ZM26 178H27V177H26ZM26 178H25V180L28 181ZM34 178L37 179V177H34V176H33V179H34ZM43 178H44V177H43ZM67 178H68V177H67ZM88 178H89V177H88ZM98 178H97V179H98ZM100 178H99L98 180H100ZM104 178H106V177H104ZM104 178H103V179H104ZM107 178H108V177H107ZM107 178H106V179H107ZM126 178H127V177H126ZM156 178H157V176H156ZM161 178H162V177H161ZM161 178H160V179H161ZM173 178H172V179H173ZM180 178H181V177H180ZM191 178H192V177H191ZM204 178H205V177H204ZM215 178H217V177L215 176ZM9 179H10V178H9ZM17 179H18V178H17ZM39 179H40V178H39ZM45 179H46V177H45ZM52 179H54V178H52ZM59 179H60V177L57 178V181H58ZM63 179H66V177H64ZM68 179H69V178H68ZM77 179L80 180V178H78V177H77ZM118 179H119V178H118ZM133 179H134V176H133ZM150 179H151V178H150ZM153 179H154V177H153ZM153 179H152V180H153ZM160 179H159V180H160ZM169 179H170V178H169ZM226 179H227V178H226ZM228 179H230V178H228ZM234 179H233V177H232V180H234ZM259 179H260V177H259ZM3 180H4V178H3L2 174L0 173V181L2 182ZM18 180H19V179H18ZM48 180H49V179H48ZM72 180H73V178H72ZM84 180H87V179L85 178ZM116 180H117V179H116ZM129 180H130V178H129ZM129 180H128V181H129ZM154 180H155V179H154ZM154 180H153V181H154ZM159 180H158V182H159ZM174 180H175V178H174ZM174 180H171V181L174 182ZM191 180H192V179H191ZM193 180H194V179H193ZM220 180H221V179H220ZM223 180H224V179H223ZM250 180H251V177H250ZM263 180H264V179H263ZM8 181H14V182H15L14 179L12 180V177H11V180H8ZM21 181H22V180H21ZM26 181H25V182H26ZM42 181H43V180H42ZM61 181H62V180H61ZM65 181H67V179H66ZM65 181H64V182H65ZM74 181H75V180H74ZM224 181L228 183V181H230V180H227V181L224 180ZM255 181H256V179H255ZM51 182H52V180H51ZM59 182H60V181H59ZM64 182H63V183H64ZM77 182H78V181H77ZM140 182H141V181H140ZM140 182H139V183H140ZM160 182H161V181H160ZM162 182H163V180H162ZM168 182H169V180H168ZM173 182H171V183H173ZM179 182H180V180H179ZM194 182H195V181H194ZM211 182H212V181H211ZM214 182H215V180H214ZM214 182H213V184H214ZM232 182H233V181H232ZM249 182H250V181H249ZM16 183H17V182H16ZM38 183H39V182H38ZM41 183H42V182H41ZM65 183H66V182H65ZM70 183H71V182H69L68 184L70 185ZM73 183H75V182H73ZM79 183H81V182H79ZM87 183H89V182H87ZM108 183H109V182H108ZM125 183H126V182H125ZM141 183H142V182H141ZM154 183H156V182H154ZM164 183H165V182H164ZM164 183H163V184H164ZM182 183H183V182H182ZM189 183H190V182H189ZM223 183H224V182H223ZM11 184H12V183H11ZM28 184H29V181H28ZM33 184H34V182H33ZM66 184H67V183H66ZM89 184H90V183H89ZM113 184H114V183H113ZM113 184H112V185H113ZM121 184H123V181H122ZM156 184H157V183H156ZM167 184H168V183H167ZM179 184H180V183H179ZM195 184H197V183H195ZM209 184H210V183H209ZM229 184L231 185V182H230ZM252 184H253V183H252ZM262 184H263V186H264V183H262ZM1 185H2V184H1ZM54 185H56V184H54ZM71 185H72V183H71ZM73 185H74V184H73ZM73 185H72V186H73ZM77 185H79V184L77 183ZM86 185H87V184H85V186H86ZM97 185H100V184H97ZM119 185H120V184H119ZM136 185H137V184H136ZM153 185H155V184H153ZM153 185L151 184L152 187H153ZM159 185H160V187H162L161 184H159ZM174 185H175V184H174ZM177 185H178V183H177ZM177 185H176V187H177ZM186 185H187V184H186ZM230 185H229V189H230ZM255 185H256V188L259 189V187H257V184H256V183H255L253 186H255ZM6 186H7V184H5V187H6ZM10 186H11V185H10ZM12 186L14 187V191H15V193H14V194H15V195H14V198H15V199H13V197L11 196L12 199L15 200V201H19V202H20V199H21V200L23 199L22 201L24 202V204H26L25 206H27V204L29 205V206H28L29 209H28V210H25V211L23 210V214H24V213H26V214L30 213V214H33V215H32V216H33L32 218H42V220H43V218H46V219L48 218V221H49V218H50L51 220L54 219L55 221H57V220H56V216H55V212H56V208H55L56 206H55V205H56V203H55V201H53V199H54L53 197H54V196H52L53 199H51V198L49 199V195H48V194H52V193L50 192L51 188H50L49 185H46V186L42 185L41 187L39 186V187H40V194H39V196H36V195L33 196V195L29 194V193L26 191V190H27V187H26L27 185L25 186V185H23V184H21V185H16V184H15V186H14V185H12ZM29 186H30V184H29ZM57 186H58V185H57ZM59 186H60V184H59ZM62 186H63V184H62ZM79 186H80V185H79ZM83 186H84V185H83ZM85 186H84V187H85ZM92 186H93V185H92ZM121 186H122V185H121ZM123 186H124V184H123ZM123 186H122V187H123ZM129 186H131V185H129ZM149 186H150V185H149ZM227 186H228V184H227ZM232 186H234V184H233ZM236 186H234V187H236ZM32 187H33V185H32ZM86 187H87V186H86ZM100 187H101L100 189H102V186H101V185H100ZM104 187H105V186H104ZM152 187H150V188H152ZM160 187H159V188H160ZM172 187H173V186H172ZM195 187H196V185H195ZM198 187H199V185H198ZM212 187H213V186H212ZM224 187H226V186H224ZM34 188H35V185H34ZM34 188H33V189H34ZM53 188H54V187H53ZM62 188H65V184H64V186H63ZM66 188H67V187H66ZM71 188H72V187H71ZM79 188H80V187H79ZM81 188H82V185H81ZM144 188H145V187H144ZM150 188H149V190H150ZM166 188H167V187H166ZM173 188H174V187H173ZM205 188H206V187H205ZM252 188H253V187H252ZM4 189H5V188H4ZM36 189H38V188H36ZM77 189H78V187H77ZM85 189H86V191H89V190H87V188H85ZM161 189H162V188H161ZM191 189H192V188H191ZM198 189H199V188H198ZM198 189H197V191H198ZM232 189H233V187H232ZM250 189H251V188H250ZM262 189H263V187H262ZM83 190H84V188H83ZM90 190H91V189H90ZM94 190H95V189H94ZM94 190H93V192H94ZM146 190H147V189H145V191H146ZM149 190H148V194H149ZM165 190H166V189H165ZM165 190H164V191H165ZM207 190H209V189H207ZM227 190H228V188H227ZM234 190H235V189H234ZM253 190H254V189H253ZM25 191H26L27 193H25ZM36 191H37V190H36ZM38 191H39V189H38ZM62 191H63V190H62ZM150 191H151V190H150ZM153 191H155V190H153ZM213 191H214V188H213ZM225 191H226V188H225ZM235 191H238V190H235ZM49 192H50V193H49ZM65 192H66V191H65ZM90 192H91V191H90ZM97 192H98V191H97ZM102 192H103V189H102ZM106 192H107V191H106ZM123 192H124V191H123ZM132 192H133V191H132ZM166 192H168V189H167ZM179 192H180V191H179ZM183 192H184V191H183ZM198 192H199V191H198ZM249 192H250V191H249ZM0 193H1V192H0ZM62 193H63V192H62ZM73 193H74V192H73ZM77 193H78V191H77ZM82 193H83V192H82ZM87 193H88V192H87ZM98 193L100 194V192H98ZM156 193H157V191H156ZM158 193H159V191H158ZM174 193H175V192H174ZM177 193H178V190H177ZM185 193H186V191H185ZM187 193H188V190H187ZM187 193H186V194H187ZM189 193H190V192H189ZM199 193H200V192H199ZM201 193H202V192H201ZM211 193H212V191H211ZM213 193L215 194V192H213ZM213 193H212V194H213ZM220 193H221V192H220ZM227 193L229 194V191H228ZM233 193H234V192H233ZM250 193L252 194V192H250ZM34 194H35V192H34ZM80 194H81V193H80ZM85 194H86V193H85ZM105 194H106V193H105ZM124 194H126V192H125ZM166 194H167V193H166ZM181 194H182V191H181ZM190 194H192V192H191ZM194 194H196V192H195ZM222 194H223V193H222ZM256 194H258V193H256ZM5 195H7V193H6ZM53 195H54V194H53ZM62 195H63V194H62ZM62 195H58V196L62 197ZM86 195H87V194H86ZM142 195H143V194H142ZM142 195H141V196H142ZM157 195H158V194H157ZM176 195H177V194H176ZM207 195H208V194H207ZM215 195H216V194H215ZM217 195H218V194H217ZM217 195H216V198H217ZM64 196H65V195H64ZM66 196H67V195H66ZM80 196H82V195H80ZM88 196H89V195H88ZM108 196H109V195H108ZM117 196H118V195H117ZM133 196H134V195H133ZM144 196H145V195H144ZM144 196H143V197H144ZM174 196H175V195H174ZM186 196H187V195H186ZM209 196L211 197L210 192H209ZM209 196H208V197H209ZM257 196H258V195H257ZM119 197H121V195H120ZM151 197H152V196H151ZM161 197H162V196H161ZM183 197H184V196H183ZM187 197H188V196H187ZM202 197H203V196H202ZM204 197H205V196H204ZM210 197H209V199H210ZM219 197H220V196H219ZM219 197H218V200H219ZM222 197H223V195H222ZM233 197H234V194H233ZM233 197H232V199H233ZM9 198H10V197H9ZM42 198L48 200V205H47L48 208H46V209H44V210H39V211H37L36 209L38 208V206L35 207V208H34L33 206H35L34 204H35L37 201L40 202V199H42ZM69 198H70V197H68V200H69ZM88 198H89V197H88ZM88 198H87V200H88ZM166 198H167V196H166ZM179 198H180V196H179ZM179 198H178V199H179ZM191 198H192V196H191ZM199 198H200V196H199ZM206 198H207V197H206ZM237 198H238V197H237ZM237 198H236V199H237ZM239 198H240V197H239ZM251 198H252V197H251ZM56 199H57V197H56ZM75 199H76V198H75ZM119 199H120V198H119ZM150 199H151V198H150ZM209 199H208V200H209ZM241 199H242V198H241ZM13 200H12V203H13ZM70 200H71V199H70ZM72 200H73V199H72ZM89 200H90V199H89ZM89 200H88V201L85 200V201H86V202H89ZM98 200H99V199H98ZM194 200H196L195 197H194ZM197 200H198V199H197ZM202 200H203V199H202ZM210 200H211V199H210ZM210 200H209V203H211ZM215 200H217V199H215ZM218 200H217V203H218ZM228 200H230V199H228ZM245 200H246V199H245ZM2 201H3V200H2ZM60 201H61V200H60ZM74 201H75V200H74ZM92 201H93V200H92ZM92 201H91V203H92ZM199 201H200V200H199ZM220 201H221V199H220ZM9 202H11V200H10ZM9 202H7V203L9 204ZM58 202H59V201H58ZM62 202H63V198H62ZM139 202H141V201H139ZM203 202H204V201H203ZM213 202H216V201L213 200ZM1 203L4 204V201L1 202ZM12 203H11V204H12ZM17 203H18V202H17ZM109 203H110V202H109ZM118 203H119V201H118L116 204H118ZM161 203H162V202H161ZM164 203H165V202H164ZM193 203H194V202H192V204H193ZM199 203H201V201H200ZM230 203H231V202H230ZM243 203H244V202H243ZM255 203H256V201H255ZM8 204H7L6 207H8ZM21 204H22V203H21ZM31 204H32V205H31ZM84 204H85V203H84ZM138 204H139V203H138ZM145 204H146V203H145ZM150 204H151V203H150ZM178 204H179V203H177V206H178ZM192 204H191V205H192ZM201 204H203V203H201ZM211 204H212V203H211ZM253 204H254V202H253ZM18 205H19V204H18ZM30 205H31V207H33L34 209H33V208L30 209ZM65 205H66V203H65ZM71 205H72V204H71ZM93 205H94V201H93ZM189 205H190V204H189ZM191 205H190V206H191ZM197 205H198V204H197ZM213 205H214V204H213ZM223 205H224V204H223ZM228 205H229V204H228ZM241 205H242V204H241ZM241 205H240V206H241ZM244 205H245V204H244ZM250 205H251V204H250ZM250 205H249V206H250ZM9 206H11V205H9ZM23 206H24V205H23ZM23 206H22V207H23ZM25 206H24V207H25ZM57 206H59V204H58ZM75 206H76V205H75ZM98 206H99V204H98ZM106 206H107V205H106ZM136 206H137V205H136ZM143 206H144V204H143ZM193 206H194V205H192V207H193ZM195 206H196V204H195ZM211 206H212V205H211ZM214 206H216V204H215ZM0 207H1V206H0ZM18 207H19V206H17V208H18ZM22 207H21V208H22ZM62 207H63V206H62ZM72 207H73V206H72ZM76 207H77V206H76ZM76 207H74V208H76ZM116 207H117V205H116ZM116 207H114V208H116ZM157 207H158V206H157ZM167 207H168V205H167ZM183 207H185V206H183ZM192 207H190V208H192ZM236 207H237V206H236ZM3 208H4V207H3ZM10 208H11V207H10ZM14 208H15V206H14ZM17 208H16V209H17ZM25 208H27V207H25ZM54 208H55V209H54ZM64 208H65V206H64ZM64 208H63V209H64ZM66 208H67V205H66ZM77 208H78V207H77ZM83 208H84V206H83ZM114 208H112V209H114ZM135 208H136V207H135ZM177 208H178V207H177ZM180 208H181V207H180ZM188 208H189V207H187V209H188ZM190 208H189L188 210H190ZM213 208H214V207H212V209H213ZM215 208H216V207H215ZM215 208H214V210H215ZM218 208H219V207H218ZM238 208H239V207H238ZM247 208H248V207H247ZM250 208H251V207H250ZM250 208H249V209H250ZM1 209H2V208H1ZM22 209H23V208H22ZM41 209H42V208H41ZM57 209H59V208H57ZM161 209H162V207H161ZM174 209H176V206H175ZM174 209H173V210H174ZM182 209H184V208H182ZM198 209H199V208H198ZM220 209H221V207H220ZM228 209H229V208H228ZM228 209H227V210H228ZM230 209H231V208H230ZM258 209H260V208H258ZM64 210H65V209H64ZM72 210H73V209H72ZM131 210L133 211V209H131ZM163 210H164V209H163ZM246 210H247V209H246ZM255 210H256V208H255ZM8 211H9V208H8ZM32 211H34V213H32ZM68 211H69V210H67L66 212H68ZM76 211H77V210H76ZM157 211H158V210H157ZM180 211H181V209H180ZM212 211H213V210H212ZM216 211H217V209H216ZM216 211H215V212H216ZM218 211H219V209H218ZM221 211H222V213H223L224 210H221ZM236 211H237V210H235V212H236ZM238 211H239V210H238ZM0 212H1V210H0ZM16 212H17V211H16ZM58 212H59V213H62V211H58ZM66 212L64 211V214H65ZM184 212H185V211H184ZM184 212H182V213L184 214ZM209 212H210V211H208V213H209ZM227 212H228V211H227ZM239 212H241V211H239ZM251 212H252V211H251ZM259 212H260V211H259ZM2 213H4V212H2ZM71 213H72V212H71ZM76 213H77V212H76ZM76 213H75V215H76ZM96 213H97V212H96ZM127 213H128V212H127ZM127 213H126V214H127ZM132 213H133V212H132ZM141 213H142V212H141ZM169 213H170V212H169ZM174 213H175V216L179 214V213H176V211H174ZM199 213H200V212H199ZM213 213H214V211H213ZM220 213H221V212H220ZM225 213H226V212H225ZM245 213H246V211H245ZM249 213H250V211H249ZM256 213H257V212H256ZM9 214H10V213H9ZM19 214H20V213H19ZM62 214H63V213H62ZM123 214H125V213L120 214V217H121L122 219H123V217L125 216V215H124V216L122 217L121 215H123ZM190 214H193V213H190ZM216 214H217V213H216ZM216 214H215V217H216ZM243 214H244V212H243ZM254 214H255V213H253V215H254ZM0 215H1V214H0ZM15 215H16V214H14L13 217L18 218V217L15 216ZM56 215H57V219H58L59 215H58V214H56ZM71 215H72V214H71ZM101 215H102V213H101ZM144 215H145V214H144ZM144 215H143V216H144ZM159 215H160V214H159ZM164 215H165V214H164ZM207 215H208V214H207ZM240 215H242V214L240 213ZM1 216H2V215H1ZM1 216H0V217H1ZM6 216H7V215H6ZM19 216H20V218H22L21 214H20ZM73 216H74V213H73ZM73 216H72V217H73ZM148 216H149V214H148ZM161 216H162V214H161ZM202 216H203V214H202ZM254 216H255V215H254ZM11 217H12V215H11ZM13 217H12V218H13ZM28 217H30V216H28ZM28 217H27V218H28ZM68 217H69V214H68ZM92 217H93V216H92ZM115 217H116V216H115ZM149 217H150V216H149ZM151 217H152V216H151ZM169 217H170V216H169ZM191 217H192V216H191ZM211 217H212V215H211ZM226 217H227V215H226ZM27 218H26V221H28ZM32 218H31V219H32ZM116 218L118 219V216H117ZM116 218H115V219L112 218V220L115 221ZM170 218H171V217H170ZM184 218H185V217H184ZM207 218H208V217H207ZM213 218H214V216H213ZM220 218H221V217H220ZM222 218H223V217H222ZM232 218H233V217H232ZM239 218H240V217H239ZM243 218H244V217H243ZM243 218H242V219H243ZM248 218H249V217L247 216V219H248ZM254 218H255V217H253L252 219H254ZM28 219H29V218H28ZM99 219H100V218H99ZM148 219H149V218H148ZM162 219H163V218H162ZM164 219H165V218H164ZM171 219H173V218H171ZM227 219H228V218H227ZM242 219H241V220H242ZM250 219H251V218H250ZM29 220H30V219H29ZM35 220H36V219H35ZM51 220H50V221H51ZM70 220H71V218H70ZM72 220H73V219H72ZM80 220H81V219H80ZM104 220H105V219H104ZM130 220H132V217H131ZM146 220H147V219H146ZM219 220H220V219H219ZM222 220H226V218H223ZM241 220H239V221L241 222ZM255 220H256V219H255ZM8 221H12V220L9 219ZM33 221H34V220H33ZM36 221L38 222V220H36ZM40 221H41V220H40ZM40 221H39V222H40ZM61 221H62V220H61ZM75 221H76V219H75ZM102 221H103V220H102ZM110 221H111V220H110ZM114 221H113V222H114ZM116 221H118V220H116ZM119 221H121V220H119ZM123 221H124V220H123ZM165 221H166V220H165ZM178 221H179V220H178ZM209 221H210V220H209ZM228 221H229V220H228ZM248 221H249V219H248ZM1 222H2V220H1ZM3 222H4V220H3ZM22 222H23V221H22ZM28 222H29V221H28ZM41 222H42V221H41ZM43 222H44V220H43ZM51 222H52V221H51ZM71 222H72V221H71ZM86 222H87V220H86ZM95 222H96V221H95ZM111 222H112V221H111ZM171 222H172V220H171ZM216 222H217V221H216ZM240 222H239V223H240ZM244 222H246V220H244ZM6 223H7V220H6ZM20 223H21V222H20ZM31 223H34V222H31ZM65 223H66V222H65ZM117 223H118V222H117ZM121 223H122V221H121ZM125 223H126V222H125ZM144 223H145V222H144ZM148 223H149V222H148ZM156 223H157V222H156ZM179 223H180V222H179ZM182 223H183V222H182ZM260 223H263V221L260 222ZM68 224H69V223H68ZM71 224H72V223H71ZM102 224H103V222H102ZM129 224H130V222H129ZM135 224H136V223H135ZM159 224H160V223H159ZM24 225H25V224H24ZM26 225H28V224H26ZM26 225H25V227H26ZM35 225H36V224H35ZM45 225L48 226L47 223H46V224H45V223L43 224V226H45ZM96 225H97V224H96ZM124 225H125V224H124ZM131 225H132V224H131ZM142 225H143V224H142ZM162 225H163V224H162ZM171 225H172V223H171ZM179 225H180V224H179ZM32 226H33V225H32ZM90 226H92V225H90ZM99 226H100V225H99ZM109 226H110V224H109ZM109 226H108V228H109ZM113 226H114V225H113ZM115 226H116V225H115ZM216 226H217V225H216ZM256 226H257V225H256ZM256 226H255V227H256ZM263 226H264V225H263ZM27 227H28V226H27ZM27 227H26V228H27ZM30 227H31V226H30ZM37 227H38V226H37ZM57 227H58V226H57ZM136 227H137V226H136ZM138 227H139V226H138ZM257 227H259V225H258ZM257 227H256V228H257ZM3 228H4V226H3ZM5 228H6V227H5ZM11 228H12V227H10L9 229L11 230ZM31 228H32V227H31ZM39 228H40V227H39ZM39 228H37V229H39ZM41 228H42V227H41ZM104 228L108 229L107 226L104 227ZM123 228H125V227H123ZM150 228H151V227H150ZM197 228H198V227H197ZM202 228H203V226H202ZM221 228H222V226H221ZM261 228H262V227H261ZM13 229H16V228H13ZM174 229H175V227H174ZM219 229H220V227H219ZM262 229H263V228H262ZM6 230L8 231V226H7V229H6ZM23 230H24V229H23ZM28 230H29V229H28ZM34 230H36V229L34 228ZM48 230H49V228H48ZM100 230H101V229H100ZM100 230H99V231H100ZM112 230H113V228H112ZM131 230H132V229H131ZM138 230H141V229H138ZM176 230H177V229H176ZM189 230H190V229H189ZM203 230H204V229H203ZM18 231H19V230H18ZM18 231H17V232H18ZM55 231H56V230H55ZM251 231H252V230H251ZM257 231H259V230L257 229ZM261 231H263V230H261ZM0 232H2V231H0ZM21 232H22V231H21ZM31 232H32V230H31ZM36 232H37V231H36ZM96 232H97V231H96ZM189 232H190V231H189ZM2 233H3V232H2ZM13 233H14V232H13ZM15 233H16V232H15ZM15 233H14V234H15ZM19 233H20V232H19ZM43 233H44V232H43ZM47 233L49 234V232H47ZM259 233H260V232H259ZM28 234H29V233H28ZM28 234H27V235H28ZM159 234H161V233H159ZM229 234H230V233H229ZM231 234H232V232H231ZM244 234H245V232H244ZM1 235H2V234H1ZM8 235H9V234H8ZM16 235H17V234H16ZM24 235H25V234H24ZM24 235L22 234V236H24ZM59 235H61V234H59ZM104 235H105V234H104ZM111 235H112V234H111ZM111 235H110V237H111ZM131 235H132V234H131ZM149 235H150V233H149ZM187 235H188V233H187ZM236 235H237V234H236ZM250 235H251V232H250ZM3 236H4V235H3ZM13 236H14V235H13ZM25 236H26V235H25ZM25 236H24V237H25ZM38 236H39V235H38ZM50 236H51V235H50ZM92 236H93V234H92ZM92 236H91V238H92ZM124 236H125V235H124ZM160 236H161V235H160ZM5 237H6V236H5ZM15 237H16V236H15ZM114 237H115V235H114ZM173 237H174V235H173ZM25 238H26V237H25ZM29 238H30V237H28V243L30 242V241H29ZM91 238H90V239H91ZM107 238H108V236H107ZM123 238H124V237H123ZM131 238H132V236H131ZM142 238H144V237H142ZM8 239H9V238H8ZM8 239H7V240H8ZM10 239H11V238H10ZM109 239H110V238H109ZM242 239H243V238H242ZM0 240H1V236H0ZM2 240H3V237H2ZM5 240H6V239H5ZM100 240H101V239H100ZM8 241H9V244H10V241H11V240H8ZM14 241H15V240H14ZM34 241H35V240H34ZM107 241H108V240H107ZM119 241H120V240H119ZM133 241H134V240H133ZM133 241H132V242H133ZM257 241H258V240H257ZM6 242H7V241H6ZM11 242H12V241H11ZM22 242H23V238H22ZM132 242H131V243H132ZM138 242H139V240H138ZM138 242H137V243H138ZM158 242H159V241H158ZM13 243H14V242H13ZM32 243H33V241H32ZM113 243H114V241H113ZM154 243H155V242H154ZM167 243H168V242H167ZM3 244H5V242H2V243H1V245H3ZM15 244H16V242H15ZM17 244H18V243H17ZM135 244H136V243H135ZM231 244H232V243H231ZM231 244H230V245H231ZM128 245L131 246V244H128ZM136 245H137V244H136ZM263 245H264V244H263ZM263 245H262V246H263ZM7 246H9V245H7V243H6V247H7ZM14 246H15V245H14ZM18 246H19V245H17V247H18ZM132 246H133V245H132ZM158 246H159V245H158ZM205 246H207V243L205 244ZM205 246H204V247H205ZM0 247H1V246H0ZM20 247H21V246H20ZM22 247H23V246H22ZM101 247H102V245H101ZM103 247H105V246H103ZM124 247L126 248V246H124ZM168 247H169V246H168ZM175 247H176V246H175ZM185 247H186V246H185ZM236 247H237V246H236ZM250 247H251V246H250ZM255 247H256V245H255ZM263 247H264V246H263ZM2 248H3V247H2ZM14 248H15V247H14ZM14 248H12V249H14ZM113 248H114V247H113ZM119 248H122V247H119ZM129 248H130V247H129ZM143 248H144V247H143ZM143 248H142V249H143ZM7 249H10V248L8 247ZM39 249H40V247H39ZM83 249H84V248H83ZM96 249H97V248H96ZM110 249H111V248H110ZM241 249H242V248H241ZM247 249H248V248H247ZM14 250H15V249H14ZM17 250H18V248L16 249V251H17ZM41 250H42V249H41ZM108 250H109V249H108ZM122 250H123V249H122ZM122 250H121V251H122ZM126 250H128V249L126 248ZM136 250H137V248H136ZM136 250H135V251H136ZM165 250H166V249H165ZM169 250H170V249H169ZM189 250H190V249H189ZM244 250H245V249H244ZM96 251H97V250H96ZM112 251H113V250H112ZM121 251H119V252H121ZM143 251H144V250H143ZM166 251H167V250H166ZM198 251H199V250H198ZM198 251H197V252H198ZM250 251H251V253H252V250H251V249H250ZM256 251H258V250H256ZM1 252H2V249H1ZM5 252H6V251H5ZM5 252L3 251V253H5ZM7 252H8V251H7ZM9 252H10V251H9ZM34 252H35V251H34ZM86 252H87V251H86ZM117 252H118V251H117ZM131 252H133V250H131ZM131 252H130V251H127V253H130V254H131ZM162 252H164V250H163ZM182 252H183V251H182ZM185 252H186V250H185ZM245 252H246V250H245ZM253 252H254V251H253ZM259 252H260V251H259ZM15 253H16V252H15ZM89 253H90V252H89ZM111 253H112V252H111ZM111 253H110V255H111ZM114 253H115V252H114ZM114 253H113V254H114ZM138 253H139V252H138ZM143 253H144V252H143ZM170 253H171V252H170ZM183 253H184V252H183ZM183 253H181V254H183ZM186 253H187V252H186ZM189 253H190V252H189ZM189 253H187V254H189ZM255 253H256V252H254V254H255ZM5 254H6V253H5ZM5 254H4V255H5ZM10 254H12V253H10ZM16 254H18V253H16ZM16 254H15V255H16ZM87 254H88V253H87ZM87 254H86V255H87ZM145 254H146V253H145ZM181 254H179V255H181ZM218 254H219L220 256H222V255H223V250H220V251L218 252ZM83 255H84V254H83ZM86 255H84V256H86ZM99 255H100V254H99ZM190 255L192 256L193 253L190 254ZM194 255H195V253H194ZM229 255H230V254H229ZM243 255H244V253H243ZM258 255H259V253H258ZM5 256H6V255H5ZM32 256H33V253H32ZM88 256H89V255H88ZM97 256H98V255H97ZM176 256H177V255H176ZM183 256H184V255H183ZM211 256H212V255H211ZM245 256L247 257V255H245ZM245 256H244V258H245ZM6 257H7V256H6ZM44 257H45V256H44ZM79 257H82V256H79ZM79 257H78V258H79ZM104 257H105V256H104ZM118 257L120 258L119 255H118ZM186 257H187V256H186ZM188 257H190V256H188ZM241 257H242V256H241ZM8 258H9V257H8ZM96 258H97V257H95L94 260H96ZM258 258H259V257H258ZM262 258H263V257H262ZM75 259H76V257H75ZM100 259H101V258H100ZM116 259H117V258H116ZM134 259H135V258H134ZM177 259H178V258H177ZM193 259H194V258H193ZM7 260H8V259H7ZM83 260H84V259H83ZM83 260H82V261H83ZM94 260H93V261H94ZM112 260H114V259H112ZM174 260H175V258H174ZM198 260H199V259H198ZM221 260H222V259H221ZM263 260H264V259H263ZM5 261H6V260H5ZM76 261H77V259L75 260V263H74V264H78V263H79L78 261H77L78 263H76ZM258 261H259V259H258ZM6 262H7V261H6ZM83 262H84V261H83ZM96 262H97V261H96ZM98 262H99V261H98ZM107 262H108V261H107ZM162 262H163V261H162ZM219 262H220V261H219ZM241 262H243V261L241 260ZM253 262H255V261H253ZM262 262H263V261H262ZM158 263H159V262H158ZM158 263H157V264H158ZM163 263H164V262H163ZM177 263H178V262H177ZM221 263H222V262H221ZM234 263H235V262H234ZM8 264H9V263H8ZM66 264H67V263H66ZM70 264H72V263H70ZM96 264H97V263H96ZM164 264H165V263H164ZM191 264H192V263H191ZM204 264H205V263H204ZM227 264H228V263H227ZM252 264H253V263H252Z\"/></svg>",
  "mask_w": 264,
  "mask_h": 264
}]
</instances>
